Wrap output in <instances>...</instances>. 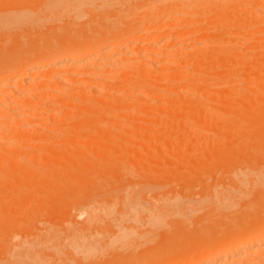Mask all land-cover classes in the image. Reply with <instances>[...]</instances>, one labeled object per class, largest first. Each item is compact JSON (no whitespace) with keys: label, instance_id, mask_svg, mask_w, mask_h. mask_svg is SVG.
Returning a JSON list of instances; mask_svg holds the SVG:
<instances>
[{"label":"rangeland","instance_id":"1","mask_svg":"<svg viewBox=\"0 0 264 264\" xmlns=\"http://www.w3.org/2000/svg\"><path fill=\"white\" fill-rule=\"evenodd\" d=\"M36 1L37 0H10V1L9 0H0V3L1 4L3 3V6H0L1 7L0 8V14H1V16L4 19L8 20V19H11V18H15L17 16H30V17L38 18L37 20H41V21H39V23H36V26L34 25L35 27L33 25H29L28 24L29 22H27V23L24 24V26H22V27H20L18 29H16L14 27L15 30H13V32L11 31V29H12L11 25H10V27H11L10 31H8L9 29L0 30V33H2V34H0V44H1V47H2V48L0 47V50H1L0 51V55H1L0 56V63H4V62H6V60L9 59V58H7V55L8 56L12 55L13 58H17L15 56V54L17 55L19 51H24V49L26 50V48H28V47H30L28 49H31V46H33L32 47L33 49H31L33 51L32 52L31 51L27 52L28 55L26 53V58H25L26 60L24 59V61H22V62L20 61V63L18 64L19 65V69L24 66L25 67L24 69H25L26 72H22L21 71V73H22L21 74L20 71H19L15 75L16 79H15V83L14 84L16 85V88L24 87V84H26V82L33 76L32 73L28 69L32 66V63L38 62V61H35L36 60L35 59L36 56L38 55L40 49H41V51L42 50L45 51V49H42V48L44 47L45 43L49 42V40L47 41V39H44L42 41V36L45 37L48 34L50 36V39H52L51 35L54 34L53 37H57V36H55V33H51V34L48 33L50 30L54 31L55 28H58L57 25L60 26L59 28H61V29H62L63 26H65L64 28L67 27V29L69 28L71 30L73 29V27L79 28V29L80 28L81 29L85 28L83 30V32L84 31L86 32L87 30L90 31L89 28L92 29V36H91V32L89 33L88 31L87 32L89 34L87 32H86V34H83V32H81V30H78L79 32L75 31V30H77L75 28H74V30H72L73 32H71V33L75 37L74 40H77L76 42H80L82 40V42H83L85 36H86V38H85V40H86L88 38L87 37L88 35L93 37L94 34L96 36L97 31H99V33H100V31L102 29L101 30H98V29H100L101 27L102 28L105 27L103 30H105L107 28L106 30L108 31L109 24H107V23H110L111 21L114 22V23H112V22L111 23H112L113 27L116 26V27H114L116 30L120 29L119 27L124 28V26H126L128 24L129 20L132 19L133 17H135L136 13H138L139 10H141L140 7H142V10H144L143 7L145 6L146 2H148V0H128V1L124 0V1H121V2H117V3L114 0H77L78 8H76V12L75 13H72L71 12V8H69L66 12H59L58 10H56L53 13H51V15H49L46 12V10H45L46 13L44 15V14H42L44 12V10H42V8H43L42 2L39 1V3H38ZM35 2H36V4H35ZM158 11H159V9H158ZM160 12H162V11L160 10ZM170 13L173 14L172 12H170ZM47 14L50 17L49 19L48 18L45 19ZM169 15H168L167 23L170 25V24H173L174 18L171 17L173 15H171V16H169ZM41 17H43L44 19H42ZM104 18L106 19L107 23H106V21H104L105 20ZM108 18L110 19V22H109ZM68 22H70V23H68ZM96 22H97V24H100L101 27H100V25L97 26ZM101 22H102V24H101ZM104 22L106 23L105 25L103 24ZM38 24H39V26H38ZM68 24H70V25H68ZM95 25L97 26V28H96ZM106 25H108V27H106ZM12 26H14V25L12 24ZM111 26L109 27L110 28L109 30L110 31L111 30L114 31L115 29L114 28L111 29ZM93 28H96V31L93 30ZM58 29H56L57 30L56 35L58 34ZM61 29H59L60 30L59 31L60 34H58V36L61 35L60 36L61 38H64V39L66 38L65 39L66 41H67L68 38H69L68 40L72 41L73 37H70L71 36L70 35L71 33L69 32L70 30L66 29L67 31H65L66 33L69 32L70 36H68V34L66 35L65 32L62 33ZM106 30H105V32H107ZM4 31L7 32V33H4ZM75 33L78 34V35L76 36ZM79 33H82V34L79 35ZM62 34H65L66 37H62V36H64ZM10 35H12V36H10ZM20 35L22 37L23 36H25V37L28 36L30 38L26 37L25 39H21ZM166 35L167 36L164 35L165 37L163 36L162 40L159 41L158 44H153L151 41L149 42V40H145V41H143L144 43H142V45L140 44V45H137V46L134 47V46H129V44L123 42V43H119V44H114L112 46V49L114 51L117 50V53L115 51L114 53L109 55V54H107V52L109 50H111V49H109L107 51H104L105 54L101 58L102 62L108 61V64L106 66V71L107 72H106L105 77L102 80V84H103L105 89H104L103 92L99 93L97 97H99L98 99H106L107 97H109V94L113 93V92L116 93V94H118V93L124 94V93H126L125 92V90H126L125 88L128 87L127 84H125V83L127 81H134V80L137 81L139 77H140L139 80H142V81H145V78L146 79L151 78L150 76H152V75L154 77L156 76V77H160V78L163 75H164V77H166V76L170 77L171 76V78L174 79L178 75H184L185 76V73L187 74V72L189 74H191L192 71H193V75H194V74H196V73H194V71L195 70L197 71V69H198L199 72L201 70V72H200L201 74L200 75H202L203 78H204V80L201 78V80H203V81H201L199 79L200 80V82L198 81L199 84L196 81V80H198V78H200V77H198L199 74L196 75L198 78H196V80H194L195 83L193 82V80H191L193 82V83H191L192 85L189 84L191 81L189 82L188 79L185 82H183V81L182 82H176L175 81L176 82L175 83V82L171 81L173 79L169 78V80L171 79L170 80L171 82L169 81L171 83L170 84L171 86L169 85L171 87V89H170L169 86H168V88L171 91H173V92H171L170 90H166L165 88L162 89L160 87L161 85L158 86L161 83V81H160L161 79L156 78V77L155 78L152 77V79H154L156 81L155 83H157V81H158V85L156 84L158 87H156V85L154 84V86H152V88H154V90L153 89L152 90L155 91V92L157 91V93H159L160 95L162 94L163 96H161V97H163V98L165 96L164 100L168 97V99L172 100L171 102H173L175 99H177V100H178V98L180 99V96L181 97L184 96V98H186V99H188V97L193 98L194 100L196 99V101H194L195 103H193V104H195L194 108H196L198 110V114H199V116H197L198 118L196 117L197 110L191 111L189 109V107L191 105L190 103H192L193 101L190 100V101H188L189 103H186L185 105L181 104V106L182 105L185 106L186 109L188 108L187 110L190 113H187V111L185 109H184L185 111H181V109H183L184 107H181V109H180V107L178 106V108L180 110L179 111L178 110L174 111V112H177L176 115L179 114L178 112L181 111L182 113L186 112L187 113L186 116H188V115H191V116H190V119H189L190 121H188L186 117H185L186 120L182 119V120H184V123H185V124L181 125L182 127H180V125H179V123L180 124L182 123V122H180L182 120H180L177 123L179 126L176 124V121H175V124H176L175 128L178 127V130H179L178 131L175 128H172L173 125H171V123L173 124V121H174V119L171 118L172 117L171 114H175V113H173L174 107H173V109H170V108H168L169 105L166 106L170 102L169 101H163V100H162L163 102L159 101L161 99L160 96L158 98H155L157 96H154V97H149L148 100L147 99L146 100L145 99L142 100L141 97H139V96L143 95V92H145V91L143 89H140L141 90L140 91V90H138V88H136V89L135 88H129L128 91H130V94H132V95H130L129 92H128L129 95H125V96H127L126 98L124 96L121 97L119 95H118L119 97H117V96L115 97L118 100V102H120V104H122V105H120V104L119 105H120L121 108L123 107L122 109H124V110H120L121 108L118 109V110L117 109L113 110L114 107H107L110 110L106 109V111H102L105 108L102 106L100 101L99 102L98 101L92 102L94 104H92V103L90 104V102H88L89 104H87L85 101H83L80 98H76L77 99V101H76L74 97H72L74 100L71 98V99H69V101H67L68 103L65 102V103H63V105H62V103L54 102L52 100H51L52 103H51V101H49L48 105L50 104V106H51V108H49L50 110L48 109V107H47V109L43 108V106H42L43 104L40 105V108L36 111L37 114L39 113L40 115L39 114L37 115L35 113L39 117L33 116L34 118H32L33 119L32 121H34L32 123L33 124L32 126L34 127V125H35V127H34L35 129H33V130L31 129L32 131L30 133H28L26 136L21 137L22 139L19 138L23 142H25V141L26 142H31L32 144H34L33 146H35V147H32V146L30 147V145H31V143H30V144H28L29 146L27 145L28 147L25 145L24 149L22 148V150L23 151L26 150L24 152H25V155L28 156V158H31V157L32 158H36L37 156L39 157L40 155L43 156L45 154L46 155L49 154L48 157L52 156V158L54 159L53 156L59 157V155L56 156V153L58 151H59V153H57V154H60V155L63 154V153L64 154L65 153L68 154V152H70L71 156L69 154L68 155L71 157V160H68L70 163L67 166V170L68 171L70 170L71 174L69 175L70 177L68 178L67 171H65L66 173H64V171H63V173L62 172L61 173L65 177H62L61 179H59V177H61V176H59L58 179H56V178H54V179L52 178L51 179L50 176H49V173H48V169L53 170V168L55 166L54 165V166H52V168L50 167L48 169H45V170H47L46 171L47 174H48L47 176L49 177V180L45 181L44 177L46 178V175L43 174L44 171L41 172L42 170H44V168H42V166H41V170L40 169H36L35 168V166L37 165L36 161H35V163L34 162L33 163L27 162V165H29V168H31L32 170H30L28 168V166L26 165V168H25L26 169V173H24V174H27V171H28L27 169H29L30 173H31V171H34V168H35V171H37L38 173L40 171L41 174L45 175L44 177L41 176V178H43V179L39 178L40 177L39 176L40 173L37 174V172L34 171V173H36L37 175H34V176L32 175V176L33 177L38 176V178H36V177L35 178H33V177L29 178L30 176L28 177V174H27V175H22V176L18 177L19 179L17 181H19V183H17L16 180H14V181H12L11 183H8V184H7V182H6V184L3 183L5 186L3 188L4 192L2 191L3 192L2 194L0 192V195H2V196H0V205H1L0 206V211H1L0 213L4 214V218L6 219L5 220L6 223H2V222H4L3 221L4 218H1L3 216L0 214V216H1L0 219L2 221V222L0 221V224L2 223L0 225V238H1L0 239V262H4L5 259L7 257H9V255L13 251L19 250L20 248L23 249V245H28L29 247L31 245L30 248L33 249L34 251L32 252V250L30 249V251H31V252L29 251L30 255L27 254L31 258L27 264H42V263H44V264H100V263L101 264H110V262H112V259H113L114 256L115 257H114L113 260H116L118 258H120V259H118V261L112 262V264H126L128 259L131 258L130 256H133V257L131 258V260H129V262L130 261H134L135 259L139 260L138 257H140V259H141V257L142 258H147L148 256L149 257L152 256V258H154V256H156V257L164 259L162 262H164V264H165V261L167 262V259L171 256V254L176 252V249L178 250V248H176L174 246L175 250H173L172 248H174V247H171L170 251L171 252L173 251L171 253L168 250L169 248H167V246L165 247V245L162 244L163 241H164V244H165V241H166L165 239L169 236V233L172 234L175 237L174 239H176V240L179 239V237H182V235H181L182 232H180L182 226L180 227V229L177 228L180 224L183 225V228L184 227L185 228L188 227L186 229H189V228H191L189 226L192 225V223L194 221L195 222L197 221L196 223H198L199 220L200 221L203 220L201 218L199 219L198 217L199 216L200 217H203V216L206 217L205 216V211L206 210L202 209V208H207V207H204L206 204L204 205L203 204L204 202H203L202 203L203 207L201 205L199 206V207H202V208L200 209L201 211L200 210H199V212L197 211L198 213H196V210H198V209H193V211L195 210V213L193 211L192 212L190 211L191 215L193 213V215L191 217L193 218V216H194V218H196V219H194V221L191 222V220H193V219H191L190 222H188L185 219V222H187V224H186L184 222V220L182 221L180 218H178L176 216L175 217L171 216L172 218L170 216H168V218H166V221L164 220V222L161 223V226H160V224H157V228L158 229L155 227L156 226L155 224L147 221V219L145 218L146 217V213L142 212V210L146 211L148 209H151V207L158 206L160 204V202H162L163 200H164V202L165 201L166 202L167 201L170 202V201L173 200L174 197L175 198H179L181 200H188V201L190 200V202L193 200L195 205L196 204L199 205V203L201 204V202H202L201 200L204 198L205 195H210L212 192H215V190H218L220 188L225 191L226 189L230 188L232 185H235L234 182H232L234 176H235V178H237L239 176L245 175L246 171H248L247 169L253 168V169H255V171L258 170L257 172H259V170H260V173L264 172V159H263V157H264V149H263L264 146L262 148V145H264V138H262L264 136V129H261L263 132H261L260 129H259L260 131L257 129L259 131L258 132V137L255 135L257 130L253 129L255 131V133L253 132L254 135L252 134L253 136H251V138H249L250 137V133L253 131V130L251 131V129H244V130L239 131L238 134H241L240 136H237V132L234 129H233L234 130L233 133H231V131H232L231 129H227V131L229 133H231L230 137L229 136L226 137V135H229L228 133H226V127H224V131L220 130L223 127V121H222L221 117L218 118V116L219 115H221V116L224 115V113L221 111V109L226 108V107L231 105V104L230 105L228 104V106H227V104H226V103H229L228 101H230V99H231V101H230L231 103L233 101H236L234 99L232 100V98H230V97H234L233 95L236 96V94L238 92L239 93L240 92L241 93L242 92L246 93V90H247V93L249 92V89L247 87L248 83L246 82L245 79L240 78L239 79V81H240L239 85L236 86V87L232 86L229 83V74L228 75L226 74L227 72H229V69L226 70L228 68L227 66L229 64L227 62V60H229V61L232 60L231 62L234 63L236 60L235 61H233V60H234V58L236 59V57L232 56L231 55L232 53H229L230 55L228 54V56H226L228 58L224 59V57H223L224 54H223V55H221V57H223V58L221 60L220 59L217 60L218 63L213 61L217 65H215V64L212 65V61L209 62L208 59H207L208 61L205 59V58H208V56H206V57H202L201 56V55L204 54L203 51L200 50L203 53L202 54L200 53V55H197L199 53V49H197L196 46L192 45V47L190 48V52H188V54L185 55L183 53V51L180 50L182 44L180 45L179 39H176L177 38L176 37L175 40H177V41H175L174 38H173L174 35H170V34H166ZM168 35H169V37H168ZM189 36H192V31H190ZM35 37H39L41 39H39V38L37 39ZM230 37L231 36H229V40L232 37H234V36H232L231 38ZM235 37L238 38L237 36H235ZM262 37H264V36H262ZM61 38L57 39V40L58 41H62ZM70 38H72V39H70ZM203 38H204V35H200L197 38L198 40L196 39V41L202 42V40H204ZM17 39H18V42H19V47H18V42H16ZM26 39H28V41H26ZM32 39H34V41H36V43L34 41H32ZM48 39H49V37H48ZM10 40H15V42L17 43L16 44L13 41L10 43V44H14V46L12 47L13 48L12 50L14 51V53H15L16 50H18V51H16L17 53H15V54H13V52L10 50L11 45L8 43V42H10ZM30 40L33 43H31ZM40 40H41L42 43L45 42V41H47V42H45L42 45L41 42H39ZM57 40L55 39V41H53V39H52V41L50 40V44L47 43V44H49V46H52V47H49L47 44H45V45L48 46V47L45 46L48 51H49V48L53 49L54 46L56 48L60 47L59 44L63 42L62 43V45H63L64 42H65V40H64V41L59 43ZM22 42H23V44H22ZM177 42H179V43H177ZM57 43H59V44H57ZM249 43L251 44L250 41H249ZM252 43H253L254 47H255L254 43L255 44H259L257 39H253ZM260 43H261V41H260ZM4 44H5V46H4ZM7 44H8V46L10 45L9 46L10 47L9 48L10 51L9 50L8 51H9V53L12 52V54H9L7 52L8 54H5V56H6L5 57L4 54H2V53H4L5 52L4 49L6 47H8ZM20 44H22V45H20ZM29 44H31V45H29ZM33 44H35V46ZM196 44H198V43H196ZM202 44L204 45V42H202ZM205 44H206V42H205ZM212 44L214 45L215 43H212ZM15 45H16V48H14ZM56 45H58V46H56ZM25 46H26V48H25ZM251 46L252 45L248 44V47H251ZM256 47H258V46H256ZM194 49H196V50H194ZM234 50H236V51L238 50L240 52V50L236 49V48L231 50V52H234ZM46 51H45V53H46ZM163 51H166V52L169 51L167 62H165V61H164L165 63H162L161 61H160L161 63H159V61L158 62L154 61L153 63H148L147 62V61H149V62L153 61L152 57L156 56L157 53H161ZM220 51L222 52V50H220ZM236 51L234 53H239L238 51L237 52ZM170 52H171V55H169ZM250 52H248V54H246L245 57L247 55H248L247 57L251 56L254 51L252 50V54L251 55L249 54ZM34 54H36V55H34ZM90 54H93V53H90ZM225 54H226V52H225ZM138 55H140V58H142V59L138 58L136 60H132L135 57H137ZM164 55H167V53L164 54ZM189 56H190L192 61H194L193 59L198 58L197 56H199V58L202 57L203 58L202 60H206V61H204L202 64L197 63L196 61H195L196 63L195 62L193 63L190 59L187 60V58ZM230 56H232L233 59H231ZM247 57H246V59L249 60ZM50 59L51 58L49 56H45L43 58V60H45V63H46V61L48 63H47V66L45 68V74L42 76V79L44 81H46L47 84H52L50 86H56V83H55V85H53L54 84V83H52L53 80L51 81L50 77L52 76L54 79H56V78L58 79V78L63 77L66 74H64V72H60V71H57L54 68H51V63L53 62V60L52 59L50 60ZM222 60L223 61L226 60V61H224V63L227 62L226 63L227 65L226 64L224 65L225 67L222 65V64H224L223 62H221ZM186 61H188V62L191 61L192 64L189 62L191 65L190 66L188 65L189 66L188 67L186 65ZM219 61L221 63H219ZM243 61H244V59H243ZM99 63L100 62H98L97 60L91 59V61H90V63L88 65H86L84 67L81 66V67H78V68H73V69H70L68 71H70L71 74H74V72H77V73L79 72V73H82L84 75V72L86 70L91 71V72L94 71L95 70L94 67L96 66V64H99ZM166 63L168 64L167 66L164 65ZM198 64H200V66ZM248 65H250V64L248 63ZM137 66H141V67L143 66L144 70L141 69V71H139L140 69L138 70L136 68ZM209 66L213 67L212 68L213 71H212V69H208V68H211ZM214 66H219V67L217 68V67H214ZM249 67H251V66H249ZM215 68H216V70H214ZM136 69L139 72H137ZM246 69H248V68H246ZM208 70L210 71V74L207 73ZM250 70H249V72H250ZM199 72H197V73H199ZM203 73L207 74V75H204ZM164 77H162V78H164ZM192 77H195V76H192ZM186 78L187 77L185 76V79ZM93 79L94 80H91V81L89 80L88 82H92L93 84L97 83L98 79L97 78H93ZM169 82L167 81L166 85H168ZM186 82H189V83H186ZM207 82L209 84H207ZM211 82L213 83V86L210 87L211 88L210 90L212 91V92L210 91V93H212L211 95H213L212 97H210L211 95L210 96L207 95L208 97L205 98L206 96L203 97V95H205V94L201 95L202 94V93L200 94L201 91L198 90L197 92H195L196 90L193 89L194 85L196 86L195 89L196 88L199 89V87H201L202 84H204V85L207 84V86L209 87V85L212 84ZM47 84L43 85V87L40 86V87H42V89L40 88L41 91H43L44 93H46V92H48L49 90L52 89V88L50 89L49 87H47ZM196 84H198V85H196ZM197 86H199V87H197ZM46 87L49 90H47ZM155 88H156V90H155ZM204 88H206V87L204 86ZM7 90L9 92V89H7ZM7 90L5 91L6 93H7ZM39 90L36 91V93H35L36 96H38V94L39 95L42 94V92L39 91ZM200 90H201V88H200ZM205 91L207 92L206 89L203 90V92H205ZM37 92H39V93H37ZM141 92H142V94H141ZM228 94H230L231 96L230 95L228 96ZM35 95H34V97H35ZM186 95L188 97H186ZM216 95H217V97L219 95H221L220 96L221 98H222V96H224L226 98L224 99V97H223V99L221 101H220L221 98H219V100L218 99L216 100L215 99ZM239 95H242V94H239ZM170 96H171V98H169ZM237 96H236V98H237ZM213 97H214V99L217 102L212 103L214 101V99H212ZM227 97H229L230 99L228 98L229 99L228 100ZM31 98H32V100L31 99L30 100L34 101L33 100L34 98L33 97H31ZM115 98H114V101L118 105V103L116 102ZM157 99H159V100H157ZM182 99L183 98H181V100ZM226 99H227V101H225ZM80 100L83 103L85 102L87 105H85V107H82L83 104H81ZM182 101H184V100H182ZM223 101H224V103H221ZM74 103H76V104H74ZM95 103L96 104L99 103L103 107L102 108V107H100V105H98L99 108H102V110H99L97 108L98 113H101L99 115L97 114V112L94 113V111H96V109L95 110L91 109L93 111L92 112L93 114L89 113L90 112L89 109H90L91 106H92V108H95V106L93 107V105H95ZM174 103H175V101H174ZM205 103H207V104H205ZM175 104H171V105L173 106ZM177 104H179V103L177 102ZM222 104H224V105H222ZM233 104H234V102H233ZM53 105H55V107ZM57 105H59L61 107L64 106V107L62 109H59L60 107L59 106L56 107ZM78 105L81 106L80 108L82 109V111H85L86 115L82 111H79L81 109L79 107H77ZM208 105H210V106H208ZM225 105H226V107H225ZM69 107H73L74 110L72 111L71 108L69 109ZM88 107H89V109H88L89 112L86 111ZM96 107H97V105H96ZM162 107L164 108V110L166 109L165 107L168 108L167 110H165V112L167 111V113H165L167 116L165 114H162L163 112L159 113L160 110H163V109H161ZM84 108H86V110H84ZM131 108H136L135 110L134 109L132 110V111H136V112L138 111L137 113H135L136 115L131 113L132 112L130 110ZM191 108L193 109V107H191ZM43 109L47 110V112L44 111L45 112L44 113ZM67 109H69V110H67ZM232 109H233V107H232ZM200 110H202V111H200ZM207 110H209V111L211 110L212 112L208 113ZM169 111L172 112V113L170 114ZM206 111H207V114H206ZM216 111H218V113ZM48 112H49L50 116H49V114H47ZM59 112L60 113L62 112L63 114L60 115ZM64 113L66 115L69 114V115H67L68 117L65 116L68 119L69 124H65L62 121L63 119L60 118V116L64 117L63 116V115H65ZM200 113H201L202 116L200 115ZM213 113H215L217 115H215ZM57 114H59V116ZM157 114L158 115L162 114V115L166 116L167 118H169L171 116L170 117L171 118V123L170 122H168V123L172 127L168 126V130L166 132L167 135H166L165 132L164 133H165L166 136L164 135V133L162 135L160 133V136L162 138H163V135H164L165 143H167V144L169 143L168 145L166 144V146H164L165 145L164 141H163V143H164V145H163V143L161 141L162 138L159 136L160 137V139H159L158 135L156 137V134H151L152 137H151V135H149V139H148V135L144 136V137L141 136L142 132L145 133L147 131V129H151L150 126H152L154 124V122L155 123L158 122V120L160 119V116H162V115L158 116ZM131 115L132 116L134 115L135 117H132ZM203 115H205V116H203ZM164 116H162L161 119ZM181 116H182V114H181ZM194 116L198 120L196 118L194 119L193 118ZM48 117H50V118H48ZM175 117H177V116H175ZM182 117H184V116H182ZM212 117L214 119H212ZM216 117L218 118V120H217ZM44 118L49 119V120H47L48 123H46V125L44 124V121H43ZM177 118H179V117H177ZM96 119H98V120L96 121ZM70 120H72V121H70ZM167 120L168 119H166L165 121L167 122ZM177 121H178V119H177ZM185 121L188 122V123H186ZM61 122H62L63 125L61 124ZM225 122H226V120H225ZM168 123H166V124L168 125ZM220 123H222V124H220ZM86 124L87 125L90 124L88 126L89 129L87 128ZM64 125L65 126L68 125V127L70 126V129L72 128V130H70L69 128H68L69 130L66 129L67 131H69V132H67V134H62V132H60V130L63 128ZM159 125L163 126L162 122H161V124L159 123ZM164 125H165V123H164ZM225 125H227V124L224 123V126ZM116 126L119 127L120 129L117 128ZM120 126L122 128L125 126V128H123L124 131H123V129H121ZM154 126H157V125L154 124ZM154 126H152V128ZM83 127L87 128V129H85ZM113 127L116 128V129H113ZM215 127L217 128V130L215 129ZM59 128H61V129H59ZM144 128H146L145 132L143 130H141L142 132L139 130V129H144ZM164 129H166V128H164ZM194 129H196V130H194ZM55 130H56L57 133H55ZM171 130L178 131V132L175 133V135H169L168 131H171ZM245 130L247 132H245ZM173 131H171L170 134H173L174 133ZM214 131H216V132H214ZM243 131L245 132V134L248 133V135L245 136L247 139L249 138L247 140L248 142L246 141L245 137L243 136V133H244ZM58 132H60L61 134L58 133ZM31 133H33V134H31ZM261 133H263V134H261ZM70 134H72V135H70ZM192 134H193V136H192ZM259 134H261V135H259ZM65 135H67V137H65ZM55 136H58V138L56 139ZM61 136H63L64 138L62 137L63 139H61ZM172 136L173 137L175 136L174 137L175 139H173V141L177 140L176 143H175V141H174V143L172 142V138H173ZM242 136L244 137L246 143L244 142V139L241 138ZM232 137H234L233 139L236 142L240 138L239 139L240 141H238V143H236L237 146L239 144V146H238V148H236V150L240 151L239 147L240 148L241 147L244 148L246 151H244V149L241 148V150H243V152L242 151L241 152L238 151V152L241 155L244 154V158L246 157V155L249 154L250 158L249 157L248 158L246 157L245 159L244 158H240V157H243V156L239 157V155H238L239 153L235 149H234V152H237L238 154L237 153L235 154L233 152V148H231V147H234L236 144H234V146H233V144H232V146H228L229 143L231 145L230 141L233 140ZM253 137L254 138L256 137V138L254 139ZM12 138H13V140L16 139L15 141L19 140L18 137L14 136V135L12 136ZM156 138H158L160 141L156 140ZM166 138H169V139H166ZM261 138H262V140H261ZM230 139H232V140H230ZM241 139H243V140H241ZM54 140H56V142L58 141L62 146H60V144H59L60 147L57 146L56 148H54L55 144H58V143H55ZM133 140H135V141H133ZM162 140H164V139H162ZM167 140H171V141L167 142ZM184 140H185V142H184ZM188 140H190V141H188ZM193 140L195 142L194 144H193ZM253 140H256V141H253ZM157 141L162 143V145L164 146L163 150H161V149L157 150L156 149L157 148V144L159 143V142L157 143ZM210 141L213 144L212 143L210 144ZM234 141H232V143H234ZM252 141L254 143H252ZM257 141H258V143H260V146L257 145V143H256V145L258 147H256V145H255V142H257ZM259 141H261V142H259ZM50 142H51V144H48V145H50V147H48V145H47L46 149L39 147V145L42 144V143L46 144V143H50ZM94 142L100 143V144L97 143L100 146L102 144L110 145V146H112L111 147L112 150L111 149L108 150V149L101 148L98 145L95 147V146H93ZM170 142H172V143H170ZM226 142L228 144H226ZM52 143L53 144L55 143L54 146H52ZM120 143H122V145H120ZM216 143H217V145L219 144L218 148H217V145H215ZM240 143H242V145L243 144H245V145L241 146ZM251 143H252V145H251ZM24 144H22V145H24ZM139 144H141V145L144 144V146H142V148H141V146ZM246 144H247V147H246ZM113 146H115V147H113ZM25 147H26V149H25ZM119 147H120V151H119ZM250 147L251 148H255L256 147V148L253 150ZM93 148H94V150H93ZM99 148H101V149H99ZM52 149L53 150L57 149V152H55V154H54L53 153L54 151H52ZM103 149L109 151V153L111 154V155L109 154L110 156L108 155L109 159L111 160V158H112L115 161L114 162L115 164H113L112 161L109 162L108 161L109 159L106 160V156L107 155L104 156L103 154L104 153H108V151L107 152L106 151L103 152L104 151ZM113 149L114 150L115 149L118 150V151H116V150L115 151L117 153H119V155L118 154L116 155V152L113 151ZM71 150H73V151H71ZM101 150H103V151H101ZM110 150L112 151V153L110 152ZM143 150L145 151V153L143 152ZM98 151L99 152L101 151V154ZM123 152H125V153H123ZM156 152H157V154H156L157 157H155V155H154ZM249 152H251L252 154L249 153ZM228 153H231V156H232V158L230 159L231 161L234 160L233 157L235 155L236 156L238 155L237 157L235 156V159L236 158H238V159L240 158L239 162L242 163V164H239V162L236 163V161H238V159H236V161L235 160L232 161V164L229 163L230 161L228 160V158H230V156L228 157ZM64 154L62 156H64ZM98 154L101 155V156H99ZM121 154H124L125 157L123 155L121 156ZM221 154L223 156L226 155L227 159L225 158V156H224V158H221V157H223ZM257 154L258 155L260 154L259 155L260 157L257 156ZM115 155H116V157H115ZM135 155L137 156V158L133 157ZM182 155H183V157L184 156L185 157L183 158ZM91 156H94V157H97V156L102 157L103 156V160L101 162L106 160V161H104L106 166L104 164V166H102V167H103V169L106 168V170L104 169L105 170L104 171L102 169V167H101L102 163L99 162L100 161L99 158L97 159V158L93 157V159H92ZM128 156H130V157H128ZM64 157H66V156H64ZM118 157H121V158L124 157V158H122L123 161H122L121 158H119L121 160L116 159ZM188 157H189V159H186ZM68 158L69 157L67 156L66 160ZM131 158L134 159V160H132ZM152 158L155 159V160L153 161ZM162 158H163V160H162ZM63 159L59 158V160H63ZM91 159L92 160L97 159L95 163H96V165L100 164L99 165V167L101 168L100 171H99L100 168L98 169L96 166H92L94 163H91L92 162ZM141 159H143V160H141ZM183 159H186V160L182 161ZM243 159L245 161H247L246 159H251V160L247 161V164H246V162H244L245 163L244 164L243 163ZM88 160H89V162H88ZM117 160L119 162H117ZM165 160H166L167 163L165 162ZM188 160H189V162H188ZM190 160H191V163H190ZM241 160H242V162H241ZM107 161H108V163H107ZM134 161H136V163ZM252 161H253V164H255V165H251ZM37 162H39V161H37ZM67 162H64V164H66ZM97 162H98V164H97ZM124 162H130V163H132V166H130L131 164H129V163H128V165H125V164H123ZM248 162H250L249 163L250 167L247 168ZM110 163H112L113 165H111ZM158 163H159L160 167L158 166ZM228 163L230 165H233V164L235 165L236 164L237 166L236 165L235 166L233 165V167L229 166L230 169L229 168L227 169V167L229 165ZM33 164H36V165L34 166ZM39 164L40 163H38V165ZM119 164L123 165V167L120 168L121 166ZM169 164H171L172 166L169 165ZM133 165L135 166V168H134ZM56 166H55V168H58V166L60 168V165H58L57 167ZM113 166H114V168H113ZM124 166L125 167L127 166L128 168L126 167V169H125ZM142 166H143V168H142ZM62 167H64L62 169H66L64 165H62ZM203 167H204V169H203ZM55 168H54V170H55ZM69 168H71V169H69ZM96 168L98 170H96ZM119 168L121 170H119ZM131 168H132V170H131ZM62 169H59V171L62 170ZM201 169H203V170H201ZM114 170H115V172H114ZM116 170H117V172H120V173H117ZM144 170L147 171V172H145ZM174 170H177V171H174ZM204 170H205V172H207V170H208V172H207L208 174L205 173V175H204ZM56 171H58V169H56ZM101 171H103V172H101ZM125 171H127L129 175L127 174V172L125 173ZM156 171H158V172H156ZM169 171H171V172H169ZM78 172H81L82 174L78 173ZM87 172H89L88 179H87ZM159 172H161V173L158 174ZM257 172H255V173H257ZM96 173L97 174L99 173L100 177H99V174L97 175ZM141 173H144V175H141ZM64 174H67V175H64ZM77 174L79 176H76ZM73 175L75 176L74 178H73ZM102 175L103 176L105 175V176L103 177ZM136 175H137V177H136ZM145 175H148V176L150 175V177L147 178ZM151 175H153V176L155 175V177H154L155 179L163 180V182H165V183H163L162 181L160 182V180L159 181L154 180V178H152ZM157 175H160V176H158L159 178L157 177ZM167 175H169L168 176L169 179H168ZM101 176L103 178H101ZM106 176H107V178H106ZM138 176L140 177V179H138ZM142 176L144 178H142ZM170 176H172V177H170ZM83 177H84V179H83ZM160 177H162V178H160ZM91 178H92V180H91ZM146 178H147V180H144V181L141 180V179H146ZM173 178H175V179H173ZM67 179H69L72 183L69 180H67ZM149 179H150V182H149ZM88 180H90L91 183ZM131 180H134V181H131ZM49 181H51V182H49ZM67 182H70V183H67ZM81 182H82V184H81ZM135 182H138L140 186H138V183H135ZM140 183H142V184H140ZM47 184H48V187H47ZM56 184H57V186L54 187ZM133 184H136L137 186L136 185L134 186ZM153 184H154V186H155V184L158 185L157 188L155 187V189H154V187L152 186ZM160 184H161V186H160ZM74 185H76V186H74ZM214 185L216 187H214ZM38 186L40 187V189H39ZM58 186H59V188H58ZM147 186L148 187L151 186V188H147ZM253 186H255V184L252 183L251 180H250V181L246 182V185L244 187L243 186L241 187V189H242L241 192L244 191V193H245V191H247V190L250 191V188L253 187ZM2 187L3 186H1V188ZM52 187H54V188H52ZM66 187L67 188L69 187V189H67ZM135 187H136L137 191L135 190ZM139 187H141V190H140ZM232 187H234V186H232ZM235 187H237V186L235 185ZM235 187L232 188V189L234 190ZM258 187L257 188L254 187V188L258 189ZM45 188H46V190H45ZM74 188H76V189H74ZM129 188L133 189V191L135 192V193H133L134 195L132 194V190L131 189L129 190ZM238 188L235 189V191L237 190L236 191L237 192L236 195L237 196H239V195L243 196L244 193H241L239 191L240 189L238 190ZM259 188L261 189V186ZM13 189H14V191H12ZM31 189H33L34 191L31 190ZM50 190H54L55 193H53L54 191H52V193H51L52 195H51L50 194V192H51ZM56 190L57 191H61V192H56ZM73 190H75V191H73ZM152 190H154V191H152ZM20 191H21V193H20ZM31 191H32V193H31ZM209 191L210 192L212 191V192L209 193ZM34 192H35V194H34ZM43 192H44V194L45 193L46 194L44 195ZM141 192L143 193V195H142ZM239 192H240V194H239ZM253 192H254V190L253 191L251 190V194ZM256 192H257V190H256ZM260 192L264 196V193L262 191H260ZM17 193H18V196H17ZM26 193H28V194L26 195ZM71 193H73V194H71ZM128 193H130V194H128ZM14 194H16V197H14L15 196ZM20 194L22 196H24V197H21ZM48 194H50V195H48ZM246 194H249V192L248 193L246 192ZM261 194L258 195V193H257L256 196H258L259 198H257V197L253 198L252 196L254 194L253 195H248L249 197L250 196L252 197V199H251V197H250V199H247L248 201L245 199V196H244V198L240 196L241 200H242V198H243V200L244 199L246 200V203H243V202H241V200L238 199L242 203V205L240 204V206H238L237 201H236V204H237L236 207L244 206L243 204H245V206L243 208L241 207V209L240 208L239 209L235 208V209H237L236 211H235V209L231 210V211H234V213H232L230 210L229 211L231 213L227 211L231 215H229L227 213L228 214V216H227V214H225L226 212L225 213L222 212V213H224L225 216L224 215H223L224 217L220 216L221 219H220V217L209 218V220L207 218H204L203 221H206V222L210 221V222L209 223L208 222L205 223V222L202 221L201 223L199 222V224L195 223L196 225L195 224L194 225L196 226V228H194L195 226L193 228L194 229L199 228L198 229L199 230L198 234H202V236H203V237L200 238V236H198V234L196 233L197 234L196 236H198V238L200 240L202 239L201 240L202 242L201 241L199 242V240L197 241V239L194 238L198 242V244L200 243L199 246L201 245V243L205 244L207 242L206 240L210 239L208 236L212 235L214 233L213 231H215V232L218 231V226H219L220 223L219 222L216 223V221H221V220L226 221L225 225H227V227H230L229 225H231L232 226L231 229L234 228V230H235V229L238 228V230H239L240 228L245 227V225H248L250 222H252V220L254 219L253 216L256 215V217H257L259 215V217H262V216L264 217V210H263L264 208H262V207H264V204H263L264 203V199L260 200ZM28 196H31V197H28ZM246 197H247V195H246ZM249 197H247V198H249ZM129 198H130V200H129ZM20 200H22V201H20ZM44 200H45V202H43ZM24 201L27 202V204ZM13 202H14V205H17V206H14ZM46 202H47V204H46ZM127 202H129V203H127ZM133 202H134V204H133ZM261 202H263V203H261ZM5 203H6V205H5ZM20 203H22V204H20ZM194 203H192V204H194ZM258 203L259 204L261 203L263 205L260 204L261 205L260 206ZM126 204H127V206L125 207ZM257 204H258V207H256ZM3 205L5 207H3ZM8 205L11 208L12 207L13 208L12 209L9 208ZM43 205H44V207H43ZM137 205H139V206H137ZM14 207H16V209ZM135 207L138 210V216H137L138 220L137 221H134L131 218L132 216H135V212L137 211V210H134ZM254 207L257 208V212H256V208H254ZM2 208H3V210H2ZM123 208H124V210H123ZM249 208L250 209L252 208V209L250 210ZM260 208H262V210H260ZM211 212L212 211L210 210V214L211 215H208L209 217H213ZM208 213H209V211L206 212V214H208ZM257 213H259V214H257ZM260 214L262 216H260ZM246 216L248 218L250 216V219L247 220L248 218ZM19 217H21V219H23L24 221L19 219ZM191 217H188V218H191ZM240 218H243L244 220L240 219ZM178 219L181 222L178 221ZM210 219H212V220H210ZM234 219L237 220V221H234ZM130 220H131V222H130ZM7 221H8V223H7ZM144 221H146V222L144 223ZM248 221H250V222H248ZM227 222H229V223H227ZM188 223H190L189 226H188ZM204 223L207 226L209 225L208 228L206 226V229H207L208 232L206 230H204V228L202 229V227L205 226ZM5 224H7V225H5ZM152 224L154 226H152ZM200 224H202V225H200ZM158 225L160 227H158ZM174 227H176V228H174ZM173 228L175 229V231L173 230ZM183 228H182V231L183 232H185V231L187 232V230L183 229ZM210 228H212L214 230L212 231ZM194 229H193V231H194ZM200 229H201V231H200ZM228 229L230 230V228H228ZM228 229H225L226 232L228 231ZM198 230H195V231H198ZM191 231L192 230L189 229V232L187 234H189ZM203 231H205V232H203ZM201 232H203V233H201ZM123 233L124 234L128 233L131 237L127 236V238L126 237L125 238H119V236H120L119 234L123 235ZM192 233L194 234V232H192ZM208 234H210V235H208ZM73 235H80V236H83V237H87L86 241H87L88 246L92 244V247L93 248L96 247V250L92 249L89 252L88 255L87 254L86 255H83V254H72V252L70 251V249L68 247V243L72 239ZM143 235H144V239L148 238V239L145 240L146 243H144V239L142 240ZM204 235H206V238H205ZM186 236L189 237L188 235L185 234L184 238H186ZM170 238H171V236H170ZM121 239L124 240L123 241V246H122V240ZM241 239L243 241H245V237L243 235L241 236ZM195 240L192 239L191 240L192 242H191L188 239V244L189 243L192 244V247H193V241L195 243H197ZM180 241L183 242L182 244L185 243V245L187 243L186 240H185V242H184V240H180ZM14 242H15V244H14ZM137 243L139 245H137ZM16 244H18V246L20 248H18V246ZM108 245L111 246L110 249H109ZM124 245H127V246H124ZM161 245H163L164 247L162 246V248H161ZM149 247H150V249H148ZM194 247H196V244H195ZM188 248H189V246L186 249L188 250ZM11 249H12V251H10ZM6 250H8L9 252L6 251ZM117 253H118V255H117ZM196 253H198V252H195L196 256L201 255L200 252H199V254H196ZM5 254H8V255H6V258L4 259ZM142 255H144V256H142ZM124 258H126L127 261ZM133 258H135V259H133Z\"/></svg>","mask_w":264,"mask_h":264},{"label":"bare ground","instance_id":"2","mask_svg":"<svg viewBox=\"0 0 264 264\" xmlns=\"http://www.w3.org/2000/svg\"><path fill=\"white\" fill-rule=\"evenodd\" d=\"M10 1V0H9ZM39 1H41L42 2V4H43V8H42V10H44V12L42 13V14H44L45 15V13L47 12L49 15H51V13H53L54 11H56V10H58L59 12H66L69 8H71V12L72 13H75L76 12V8H78V3H77V0H37L36 2H38L39 3ZM114 1H116V3L117 2H121V1H124V0H114ZM125 1H128V0H125ZM4 2V1H3ZM36 2H35V4H36ZM44 2V3H43ZM1 4V3H0ZM5 4V3H4ZM0 6H3V3L0 5ZM1 8V7H0ZM140 9L141 10H139V12L138 13H136V16L135 17H133L132 19H130L129 20V22H128V24L126 25V26H124V28H121V27H119L120 29H115L114 27H116V26H114L113 27V25H112V23H114L113 21H111L110 22V19H109V22L110 23H107V21H106V19L104 20V21H106V23L107 24H109V27L111 26V29H115L114 31H110L109 29V27H108V25H106V27H108V31L107 32H105V30H103L104 28H102L101 27V25L100 24H97V22H96V24H97V26L98 25H100V29H98V30H101L100 31V33H99V31H97V34H96V36H95V34L93 35V37H91L92 36V29H90L89 28V30L90 31H88L89 33L91 32V36L90 35H88L87 37V39L85 40V38H86V36L84 37V41L82 42V40L80 41V42H76L77 40H74V36L72 35V33L71 32H73L72 30H74V28L75 27H73V29L71 30V29H69L70 31V35H69V32H65V31H67L68 29H67V27L66 28H64L65 26H63L62 27V29L61 28H59L60 26H58L57 25V27L59 28V29H61V32L63 33V32H65V34L67 35L68 34V36H70V37H73V40L71 41V40H68L67 39V41L64 39V38H61L60 36L61 35H59L58 36V34H60L59 33V29L58 28H55V32L54 31H49L48 33L49 34H51V33H55V36H57V37H53L54 36V34L53 35H51L52 37V39H53V41H55V39L57 40V39H62V41H64L65 40V42H64V44L62 45V41H58L59 43L60 42H62V43H57V44H59V46L60 47H53V49H51V48H49V51L47 50V48L46 47H48L49 46V44H50V40L52 41V39H50V36L48 35H46L45 37H43L42 36V41L44 40V39H47V41L49 40V42H47V41H45V42H47V43H49V44H47V43H45V42H41V40L39 41V42H41V44L43 45L44 43L45 44H47V45H45L44 44V47L42 48V49H45V51H46V53H45V51H41V49H40V51H39V53H38V55L36 56V60L35 61H38V62H35V63H32V66L28 69L31 73H32V77L26 82V84H24V87H22V88H16V85L14 84L15 83V75L17 74V72H19L20 71V73H21V71L22 72H26L25 71V67L23 66V67H21L20 69H19V63H20V61L22 62V61H24V59L26 58V53L27 52H32L33 50H31V49H33L32 47L33 46H31V49H28V48H30V47H28V48H26V46H25V48H26V50L24 49V51H19L18 52V54L16 55L15 53H17L16 51H18V50H16L15 51V53H14V51L12 50L13 48V46H14V44H10L12 41L13 42H15V40H10V42H8L10 45H11V48L8 46V44H7V46L8 47H4L5 46V44H4V50H5V52L4 53H2V54H4V56H5V54H8L9 53V51L11 50L12 52H13V54H15V56L17 57V58H13L12 57V55H10V56H8L7 55V58H9L8 60H6V62H4V63H0V192H1V194L4 192V190H3V188H4V184L3 183H5L6 184V182H7V184L8 183H11L12 181H14V180H18L19 178L18 177H20V176H22V175H27L28 174V177L29 178H32L34 175H37V174H39L40 173V171H39V173L37 172V171H35V168L36 169H40L41 170V166H42V168H44V170H42L41 172H43L44 171V173L43 174H45L46 175V178L44 177L45 175H43V174H39V178H41V176H43L44 177V179H45V181L46 180H49V177L47 176L48 174H47V170H45V169H48V168H52V166H58V165H60V168H59V166H58V168H55V166H54V168H55V170H54V168H53V170H51V169H48V173H49V176H50V178L52 179H54V178H56V179H58V177L59 176H61V177H59V179H61L62 177H65V176H63L62 175V173H63V171H64V173H66L65 171H67V173H68V175L67 174H64V175H67L68 176V178L70 177L69 175L71 174L70 172V170L68 171L67 170V166L69 165V161L68 160H71V155H70V152H68V154L70 155H68V154H64V156H66V157H64V156H62L63 154H57V153H59V151L57 152V149H52V151H54L53 153L55 154V152H57L56 153V156H58L59 155V157H55V156H53L54 157V159L52 158V156L51 157H48V155L49 154H45V155H40L39 157L37 156L36 158H28V156L27 155H25V152L24 151H26V150H22V148L24 149V146L26 145H28V144H30L31 142H23L22 140H20V139H22L21 137H23V136H26L28 133H30L33 129H35L34 127H35V125H34V127L32 126L33 124V122L34 121H32L33 119L32 118H34L33 116H37L38 114H37V110L40 108V105H42L43 106V108H45V109H47V107H48V109L49 108H51V106H50V104L48 105V102L49 101H54V102H58V103H62V105H63V103H65V102H67V101H69V99H71L72 97H74L75 98V100L77 101V99L76 98H80V99H82L83 101H85L87 104H89L88 102H90V104L92 103V102H94V101H100L101 102V104H102V106L105 108L104 110H102V106L98 103V104H96L95 103V105H93V107L95 106V108H92V106L90 107V109H89V107L87 108V110H86V108H84V110H86V111H88V109H89V113L91 114L93 111V109L95 110L96 109V111H94V113H96L97 112V114L99 115V114H101V113H98V110H97V108L99 109V110H102V111H106V109L108 110L109 108H107V107H114L113 108V110L114 109H120L121 107H120V105H122V104H120V102H118V100L115 98L116 96L117 97H119V96H121V97H127V96H125V95H129L130 94V91H128L129 90V88H138V90H140V89H143L145 92H143V95H141V96H139V97H141V99L142 100H148L149 99V97H154V96H157V97H155V98H158L159 96L161 97V96H163L162 94L160 95L159 93H157V91L155 92V91H153L154 90V88H152V86H154V84L156 85H158V81H157V83H155L156 81L154 80V79H152V77H154L153 75L152 76H150L151 78H148V79H146L145 78V81H142V80H139V78H138V80L137 81H125L126 83L125 84H127V88H125L126 90H125V92L126 93H124V94H120V93H118V94H116V93H110L109 94V97H107L106 99H98L99 97H97L98 96V94L99 93H101V92H103L104 91V86H103V84H102V80H103V78L105 77V75H106V66H107V64H108V61H104V62H102V57L104 56V51H107V50H109V49H111V50H109L108 52H107V54H109V55H111L112 53H114L115 51H116V53H117V50H113L112 49V46L114 45V44H119V43H127V44H129V46H137V45H142V43H144L143 41H145V40H149V42L151 41L153 44H158L159 43V41H161L162 40V38H163V36L165 35V36H167L166 34H170V35H174V40H175V38L176 39H179V42H180V45L182 44V46H181V51H183V53L186 55V54H188V52H190V48L192 47V45L193 46H196V48L197 49H199V53L197 54V55H200V53L202 54L203 52H204V56L203 55H201L202 57H206V56H208V58H205L206 60L208 59L209 60V62L210 61H212V65H214L215 63L214 62H216V63H218V59H222L223 57H224V59H227L228 57H226V56H228V54L229 53H232L231 55L232 56H235L236 57V59L234 58V60L233 61H235L234 63L233 62H231V61H229V60H227V62L229 63L228 64V68L226 69V70H228L229 69V72H227L226 74L228 75L229 74V83L232 85V86H234V87H236V86H238L239 85V79L240 78H242V79H245L246 80V82L248 83V85H247V87H248V89H249V92L247 93V90H246V93H244V92H238L239 94H242V95H239L238 93L236 94V96H237V98H236V96L235 95H233L234 97H230V98H232V100L234 99V100H236V101H233L234 102V104H233V102L231 103L230 101H231V99L229 98V97H227V99L229 98L230 99V101H228L229 103H226L227 104V106H228V104L230 105V106H228V107H226V105H225V107L226 108H223V109H221V111L224 113V115H219L218 116V118H220L221 117V119H222V121H223V127H222V129H220V130H222V131H224V127H226V133H228L229 135H226V137L227 136H229L230 137V135H231V133H233V131L235 130L236 132H237V136H240L241 134H238L239 133V131H241V130H244V129H251V131L253 130V129H255V130H261V129H264V37H262V36H264V0H148V2H146V4H145V6L143 7V9L144 10H142V7H140ZM158 9H159V11H158ZM45 10H46V12H45ZM160 10L162 11V12H160ZM158 12V13H157ZM170 12H172L173 14H171ZM47 14V16L45 17V19L46 18H50L49 17V15ZM170 14V15H169ZM168 15L169 16H171V15H173V16H171V17H173L174 18V22H173V24H168L167 23V21H168ZM42 19H44L43 17H41ZM29 19V20H28ZM38 18H36V17H30V16H17V17H15V18H11V19H4L2 16H1V14H0V30H7V29H9L8 31H10V29H11V27H12V29H11V31L13 32V30H15L14 29V27L16 28V29H18V28H20V27H22V26H24V24L25 23H27V22H29L28 24L29 25H35L36 26V23H39V21H41V20H37ZM47 19V20H48ZM95 19V18H94ZM98 19V18H97ZM31 20V21H30ZM46 20V21H47ZM77 20V19H76ZM102 20V19H101ZM103 22V21H102ZM102 22H101V24H102ZM68 23H70V22H68ZM74 23V22H73ZM105 22L103 23L104 25L106 24ZM12 24L14 25V26H12ZM41 24V23H40ZM111 24V25H110ZM116 24V23H115ZM114 24V25H115ZM10 25H11V27H10ZM68 25H70V24H68ZM34 26V27H35ZM38 26H39V24H38ZM67 26V25H66ZM74 26V25H73ZM96 26V25H95ZM97 26H96V28H97ZM103 26V25H102ZM189 26V27H188ZM9 27V28H8ZM32 27V26H31ZM30 27V28H31ZM72 27V26H71ZM70 27V28H71ZM118 27V26H117ZM25 28V27H24ZM64 28V29H63ZM96 28H93V30H95L96 31ZM56 29H58V34L56 35V32H57V30ZM67 29V30H66ZM75 29H77V30H75V31H78V30H81V32H83V30L85 29H79V28H75ZM87 29V28H86ZM17 31V30H16ZM86 31V32H87ZM94 31V32H95ZM190 31H192V36H189V34H190ZM79 32V31H78ZM77 32V33H78ZM86 32L84 31L83 32V34H86ZM87 32V33H88ZM4 33H7V32H5L4 31ZM88 33V34H89ZM99 33V34H98ZM0 34H2V33H0ZM65 34H62V35H64V36H62V37H66V35ZM76 34V33H75ZM82 33H79V35H81ZM78 34H76V36H77ZM200 35H204V40H202V42H204V45L202 44V42H198V41H196V39L200 36ZM10 36H12V35H10ZM14 36V35H13ZM67 36V37H68ZM164 36V37H165ZM229 36H234V37H230L231 39L229 40ZM235 36H237L238 38H236ZM24 37V38H23ZM21 36L20 35V38L21 39H25L26 37H28V36ZM41 37V36H40ZM48 37H49V39H48ZM60 37V38H59ZM168 37H169V35H168ZM19 38V37H18ZM28 38H30V37H28ZM35 38H39V37H35ZM55 38V39H54ZM228 38V39H227ZM10 39V38H9ZM8 39V40H9ZM13 39V38H12ZM39 39H41V38H39ZM70 39H72V38H70ZM253 39H257L258 40V43L259 44H255L254 43V45H255V47L253 46V43H252V41H253ZM260 39V40H259ZM186 40V41H185ZM198 40V39H197ZM252 40V41H251ZM26 41H28V39H26ZM32 41H34V39H32ZM31 40H30V42L31 43H33ZM56 41V42H57ZM175 41H177V40H175ZM182 41V42H181ZM249 41L251 42V44L249 43ZM260 41H261V43H260ZM5 42V41H4ZM16 42H18V39L16 40ZM15 42V43H16ZM25 42V41H24ZM35 43H36V41H34ZM179 42H177V43H179ZM205 42H206V44H205ZM29 43V42H28ZM151 43V44H152ZM196 43H198V44H196ZM212 43H215L214 45L212 44ZM17 44V43H16ZM22 44H23V42H22ZM22 44H20V45H22ZM27 44V43H26ZM248 44L249 45H252L251 47H248ZM29 45H31V44H29ZM34 46H35V44H33ZM56 46H58V45H56ZM256 46H258V47H256ZM0 47H1V44H0ZM18 47H19V42H18ZM49 47H52V46H49ZM2 48V47H1ZM9 48H10V50H9ZM14 48H16V45H15V47ZM180 48V47H179ZM178 48V49H179ZM195 48V47H194ZM239 49L240 50V52L239 53H234L236 50H234V52H231V50H233V49ZM20 49V48H19ZM9 50V51H8ZM194 50H196V49H194ZM203 51V52H201V51ZM220 50H222V52L220 51ZM230 50V51H229ZM252 50L255 52H253V54H252ZM1 51V50H0ZM37 51V50H36ZM175 51V50H174ZM198 51V50H197ZM236 51V52H237ZM251 51V52H250ZM8 52V53H7ZM12 52L11 53H9V54H12ZM225 52H226V54H225ZM248 52H250L249 54L251 55V56H249V57H247L249 60H247L246 59V57H245V55L246 54H248ZM90 53H93V54H90ZM167 53V55H164V54H166ZM168 53H169V51H163V52H161V53H157V55L156 56H153L152 57V59H153V61H147L148 63H153L154 61H159V63H165V62H167V58H168ZM224 54V56L223 57H221V55H223ZM27 55H28V53H27ZM34 55H36V54H34ZM88 55V56H87ZM169 55H171V52H170V54ZM230 55V54H229ZM1 56V55H0ZM14 56V55H13ZM45 56H49L52 60H53V62L51 63V68H54V69H56L57 71H60V72H64V74H66V75H64L63 77H61V78H56V79H54L52 76L50 77V80L52 81V83H54L53 85H55V83H56V86H50V85H52V84H47L46 83V81H44L43 79H42V76L45 74V68H46V66H47V61H46V63H45V60H43V58L45 57ZM232 56H230L231 57V59H233L232 58ZM6 57V56H5ZM198 58H196V59H193L194 61H192L191 60V58H190V56L187 58V60H191L193 63L196 61L197 63H200V64H202L204 61H206V60H202L203 58L202 57H200L199 58V56H197ZM138 58H140V55H138L137 57H135L134 59H132V60H136V59H138ZM244 59V61H243V59ZM50 59V60H51ZM91 59H95V60H97L98 62H100L99 64H96V66L94 67L95 68V70L94 71H88V70H86L85 72H84V75L82 74V73H77V72H74V74H71L70 73V71H68V70H70V69H73V68H78V67H84V66H86V65H88L89 63H90V61H91ZM140 59H142V58H140ZM246 59V60H245ZM26 60V59H25ZM34 60V59H33ZM131 60V61H132ZM207 60V61H208ZM252 60V61H251ZM44 61V62H43ZM161 61V62H160ZM165 61V62H164ZM191 61H189L191 64H192V62ZM214 61V62H213ZM224 61H226V60H224ZM224 61L222 60L221 62H223L224 63ZM250 64V65H248V63ZM34 62V61H33ZM43 64H42V63ZM188 61H186V65L188 66H190L191 64L189 63ZM195 62V63H196ZM220 61H219V63H221ZM226 62V63H227ZM45 63V64H44ZM189 63V64H188ZM206 63V62H205ZM208 63V62H207ZM226 63H224V64H222L223 66L226 64ZM231 63V64H230ZM247 65H246V64ZM185 64V63H184ZM200 64H198L199 66H200ZM209 64V63H208ZM207 64V65H208ZM233 64V65H232ZM165 66H167L168 64L166 63V64H164ZM215 65H217V64H215ZM227 65V64H226ZM188 66V67H189ZM197 66V65H196ZM221 66V65H220ZM247 66V67H246ZM249 66H251V67H249ZM140 67V68H139ZM209 67H211V68H208V69H212L213 67L212 66H209ZM214 67H219V66H214ZM225 67V66H224ZM139 71H141V69L142 70H144L143 68V66L141 67V66H137L136 67ZM246 68H248V69H246ZM137 69H136V71H137ZM189 69V68H188ZM191 69V68H190ZM247 71H246V70ZM251 69V70H250ZM27 70V69H26ZM214 70H216V68L214 69ZM249 70H250V72H249ZM69 73H68V72ZM139 71H137V72H139ZM196 71V70H195ZM194 71V73H196V74H194L193 75V71H192V73L191 74H189L188 72H187V74L185 73V76L187 77L186 79H185V76L184 75H178V76H176L174 79L173 78H171V76L170 77H168V76H166V77H164V75L163 76H161V78L160 77H156V78H159V79H161L160 81H161V83L158 85V86H160L162 89H166V90H170L171 89V81L172 82H185V81H187V79L189 80V82L191 81V80H193V82L195 83V81L194 80H196V78H198V77H200V78H198V80H196L197 82L199 81L200 82V80H201V78L204 80V78H203V76L202 75H200L201 73V70H200V72L198 71V69H197V71L195 72ZM212 71H213V69H212ZM246 73H245V72ZM136 72V73H137ZM197 72H199V73H197ZM204 72V71H203ZM207 73L208 74H210V71L208 70L207 71ZM22 74V73H21ZM189 74V75H188ZM199 74V75H198ZM204 74V73H203ZM83 75V76H82ZM196 75H198V77L196 76ZM204 75H207V74H204ZM140 76V75H139ZM192 76H195V77H192ZM154 77V78H155ZM162 77H164V78H162ZM208 77V76H207ZM93 78H97L98 79V81H97V83H92V82H88L89 80L91 81V80H94ZM169 78H171V79H173V80H169ZM190 78V79H189ZM200 79V80H199ZM203 80H201V81H203ZM154 81V82H153ZM159 81V82H160ZM169 82V84L168 85H166V82ZM165 82V83H164ZM175 82V83H176ZM189 82H186V83H189ZM192 81L189 83L190 85H192L191 83H193ZM196 82V83H197ZM199 82H198V84H199ZM51 83V82H50ZM203 83V82H202ZM212 83V82H211ZM220 83V82H219ZM45 84H47V87H49L51 90H49V89H47V87H46V89L47 90H49L48 92H46V93H44L43 91H41V89H42V87H43V85H45ZM58 84V85H57ZM124 84V85H125ZM173 84V83H172ZM198 84H196V85H198ZM207 84H209L208 82H207ZM207 84L206 85H204V84H202V86L201 87H199V86H197V87H199V89H195V85H194V90H196L195 92H197L198 90L199 91H201L200 92V94L201 95H203V94H205V95H203V97L204 96H206L205 98H207L208 96H210L212 93H210V87L211 86H213V83L212 84H210L209 85V87L207 86ZM221 84V83H220ZM49 85V86H48ZM156 85V87H158ZM166 85V86H165ZM170 85V86H169ZM40 86H42V87H40ZM168 86L170 87V89L168 88ZM173 86V85H172ZM204 86L206 87V88H204ZM54 87V88H53ZM56 87V88H55ZM58 87V88H57ZM126 87V86H125ZM41 88V89H40ZM160 88V89H161ZM173 88V87H172ZM200 88H201V90H200ZM7 89H9V92H8V90ZM40 89V90H39ZM151 89V90H150ZM153 89V90H152ZM204 89H206L207 90V92L205 91V92H203V90ZM7 90V93L5 92ZM37 90H39V91H41L42 92V94H38V96H36L35 95V93H36V91ZM45 90V89H44ZM155 90H156V88H155ZM116 91V90H115ZM141 91V90H140ZM171 91V90H170ZM169 91V92H170ZM40 92V93H41ZM117 92V91H116ZM119 92V91H118ZM128 92H129V94H128ZM134 92V91H133ZM132 92V93H133ZM139 92V91H138ZM159 92V91H158ZM171 92H173V91H171ZM212 92V91H211ZM37 93H39V92H37ZM232 93V92H231ZM230 93V94H231ZM134 94V93H133ZM141 94H142V92H141ZM230 94H228V96L230 95ZM234 94V93H233ZM34 95H35V97H34ZM119 95V96H118ZM130 95H132V94H130ZM172 95V94H171ZM181 95V94H180ZM208 95V96H207ZM183 96V95H182ZM213 95H211L210 97H212ZM221 95H219L218 97H217V95L215 96V99L217 100H219V98H221L220 97ZM226 96V95H225ZM231 96V95H230ZM31 97H33L34 99V101H31L32 100V98ZM136 97V96H135ZM186 97H188L187 95H186ZM217 97V98H216ZM223 97L224 96H222V98L220 99V101L223 99ZM114 98H115V100H116V102L118 103V105L115 103V101H114ZM164 98H165V96H164ZM164 98L163 97H161V99L159 100V99H157V100H159V101H169L170 103H168L166 106H168V108H170V109H173V107H174V110H173V113H175V114H171L172 112H170V114H171V118H173L174 119V121H173V124L171 123V118L169 119V118H167L166 116V114L165 113H167V111L165 112V110H167L168 108L167 107H165L166 109L164 110V108L162 107L161 109H163V110H160V112L159 113H162V114H165L166 116H164V115H162V114H159V115H162V116H164L162 119H161V117L162 116H160V121L158 120V122H154V124L155 125H157V126H154V124L152 125V126H154L153 128H152V126H150L151 127V129H147V131H146V128H144V129H139L140 131L141 130H143L145 133H143L142 131V133H141V136L142 137H144V136H147L148 135V139H149V135H151V134H156V137H157V135H158V137L160 136V133H161V135L165 132H167V130H168V126L169 127H172L171 125H173V127L172 128H175L176 127V124L180 121V120H182V119H184V120H186L185 119V117L187 118V120L188 121H190L189 119H190V116L191 115H188V116H186L187 115V113H190L187 109H186V107L185 106H183V105H185L186 103H189L188 101H193L192 103H190L191 105H190V107H189V109L191 110V111H193V110H197L196 108H194L195 107V104H193V103H195L194 101H196V99L194 100L193 98H190V97H188V99H186V98H184V96L183 97H181L180 96V99L178 98V100L180 101L181 100V98H183L182 100H184V101H178L177 99H173L174 101H175V103H174V101L173 102H171L172 100H170V99H168V97L164 100ZM169 98H171V96L169 97ZM226 97H224V99H225ZM31 99V100H30ZM73 99V98H72ZM121 99V98H120ZM140 99V100H141ZM193 99V100H192ZM209 99V98H208ZM212 99H214V97L212 98ZM214 99V101L212 102V103H214V102H217L216 100ZM227 99L225 100V101H227ZM228 99V100H229ZM74 100V99H73ZM79 100V99H78ZM52 101H51V103H52ZM75 101V102H76ZM81 101V100H80ZM120 101V100H119ZM162 101V102H163ZM180 104H177V102ZM71 102V101H70ZM83 103L82 101H81V104H83V106L82 107H85V105H87L86 103ZM184 102V103H183ZM68 103V102H67ZM208 103V102H207ZM207 103H205V104H207ZM221 103H224V101L223 102H221ZM74 104H76V103H74ZM92 104H94V103H92ZM120 104V105H119ZM171 104H175V105H171ZM181 104H183L182 106H181ZM56 105V104H55ZM55 105H53L54 107H55ZM65 105V104H64ZM68 105V104H67ZM80 105H78L77 107H81ZM96 105H97V107H96ZM98 105H100V107H102V108H99V106ZM193 105V106H192ZM222 105H224V104H222ZM59 105H57L56 107H58ZM124 106V105H123ZM172 106V107H171ZM178 106L180 107V109H181V107H184L183 109H181V111H187V113L186 112H178L179 114H177L176 115V113L177 112H174L175 110L177 111H179L180 109L178 108ZM189 106V105H188ZM187 106V107H188ZM208 106H210V105H208ZM212 106V105H211ZM233 107V109H232V107ZM53 107V108H54ZM60 108L59 109H62L63 107H61V106H59ZM76 107V106H75ZM74 107V108H75ZM76 107V108H77ZM191 107H193V109L191 108ZM205 107V106H204ZM215 107V106H214ZM220 107V106H219ZM222 107V106H221ZM71 108V110L73 111L74 109H73V107H69V109ZM123 108V107H122ZM120 109V110H124V109ZM69 109H67V110H69ZM81 109V108H80ZM92 109V110H91ZM135 110L136 108H131L130 110L132 111V110ZM185 109V110H184ZM205 109V108H204ZM209 109V108H208ZM219 109V108H218ZM50 110V109H49ZM110 110V109H109ZM126 110V109H125ZM42 111V110H41ZM40 111V112H41ZM44 111H46L47 112V110H44L43 109V112ZM61 111V110H60ZM63 111V110H62ZM66 111V110H65ZM79 111H82V109L81 110H79ZM101 111V112H102ZM200 111H202V110H200ZM208 111V113L209 112H212L211 110L209 111V110H207ZM207 111H206V114H207ZM39 112V111H38ZM85 115H86V113H85V111H82ZM138 112V111H137ZM136 111H132L131 113H133V114H135V113H137ZM195 112V111H194ZM217 113H218V111H216ZM37 115H36V114ZM45 113V112H44ZM51 113V112H50ZM60 113V112H59ZM71 113V112H70ZM106 113V112H105ZM185 113V114H184ZM196 113V112H195ZM203 113V112H202ZM35 114V115H34ZM43 114V113H42ZM47 114H49V112L47 113ZM63 113L61 112L60 113V115H62ZM65 114V113H64ZM93 114V113H92ZM181 114H182V116H184V117H182L181 116ZM197 115H196V117L197 116H199V114H198V110H197V113H196ZM211 114V113H210ZM213 114H215V113H213ZM220 114V113H219ZM40 115V114H39ZM44 115V114H43ZM58 116H59V114H57ZM67 115H69V114H67ZM66 114L65 115H63L64 117L66 116V117H68ZM136 115V114H135ZM158 115V114H157ZM158 115V116H159ZM200 115H201V113H200ZM215 115H217V114H215ZM214 115V116H215ZM49 116H50V114H49ZM77 116V115H76ZM132 116V115H131ZM130 116V117H131ZM175 116H177V117H179V118H177V117H175ZM202 116V115H201ZM200 116V117H201ZM203 116H205V115H203ZM37 117H39V116H37ZM64 117H62V116H60V118L61 119H63L62 121L65 123V124H69V121H68V119L66 120ZM86 117V116H85ZM132 117H135L134 115L132 116ZM195 116L193 117L194 119L196 118ZM209 117V116H208ZM48 118H50V117H48ZM72 118V117H71ZM76 118V117H75ZM88 118V117H87ZM192 118V119H193ZM198 118V117H197ZM196 118V119H197ZM217 118V117H216ZM218 118H217V120H218ZM73 119V118H72ZM166 119H168L167 120V122L165 121ZM177 119H178V121H177ZM212 119H214L213 117H212ZM211 119V120H212ZM224 119V120H223ZM47 120H49V119H47V118H44V124L46 125V123H48L47 122ZM65 120V121H64ZM80 120V119H79ZM84 120V119H83ZM87 120V119H86ZM98 119H96V121H97ZM184 120H182V121H180V122H182L181 124L179 123V125H180V127H182L181 125L182 124H185L184 123ZM198 120V119H197ZM220 120V119H219ZM225 120H226V122H225ZM40 121V120H39ZM46 121V122H45ZM68 121V122H67ZM70 121H72V120H70ZM88 121V120H87ZM92 121V120H91ZM156 121V120H155ZM175 121H176V124H175ZM194 121V120H193ZM196 121V120H195ZM214 121V120H213ZM78 122V121H77ZM161 122H162V125L164 126H161V125H159V123L161 124ZM168 122H170L171 123V125L168 123ZM186 122V121H185ZM164 123H165V125H164ZM166 123H168V125L166 124ZM186 123H188V122H186ZM190 123V122H189ZM224 123L225 124H227V125H225L224 126ZM57 124V123H56ZM59 124V123H58ZM61 124H62V122H61ZM60 124V125H61ZM152 124V123H151ZM220 124H222V123H220ZM63 125V124H62ZM87 125V124H86ZM90 125V124H89ZM89 125H87V128H88V126ZM121 125V124H120ZM167 125V126H166ZM178 125V124H177ZM178 125V126H179ZM218 125V124H217ZM57 126V125H56ZM59 126V125H58ZM65 126V125H64ZM63 126V130L61 129V128H59V129H61L60 130V132H62V134H67V132H69V131H67V130H69L70 129V126L68 127V125H66L65 127ZM80 126V125H79ZM97 126V125H96ZM119 126V125H118ZM216 126V125H215ZM86 127V126H85ZM85 127H83V128H85ZM117 127V126H116ZM121 127V126H120ZM157 127V128H156ZM37 128V127H36ZM54 128V127H53ZM69 128V129H68ZM87 128H85V129H87ZM117 128H119V127H117ZM123 128H125V126L123 127ZM122 127H121V129H123ZM164 128H166V129H164ZM212 128V127H211ZM32 129V130H31ZM56 129V128H55ZM67 129V130H66ZM89 129V128H88ZM113 129H116V128H114L113 127ZM120 129V128H119ZM170 129V128H169ZM176 130H178V127L177 128H175ZM215 129L217 130V128L215 127ZM227 129H231L232 131H231V133H229L228 131H227ZM234 129V130H233ZM58 130V129H57ZM70 130H72V128L70 129ZM126 130V129H125ZM181 130V129H180ZM194 130H196V129H194ZM257 130V134L255 133V131L253 130L251 133H250V137L249 138H251V136H253L254 135V133H255V135L258 137V132L260 131H258ZM80 131V130H79ZM122 131V130H121ZM123 131H124V129H123ZM171 131H173V130H171ZM171 131H168V134L169 135H175V133H177L178 131H173L174 133L173 134H170V132ZM184 131V130H183ZM60 132H58V133H60ZM72 132V131H71ZM90 132V131H89ZM182 132V131H181ZM214 132H216V131H214ZM220 132V131H219ZM244 132V131H243ZM245 132H247L246 130H245ZM245 132L243 133V136L245 137L246 135H248V133L247 134H245ZM254 132V133H253ZM261 132H263L262 130H261ZM55 133H57L56 132V130H55ZM77 133V132H76ZM137 133V132H136ZM165 133H164V135H165ZM31 134H33V133H31ZM61 134V133H60ZM236 134V133H235ZM253 134V135H252ZM261 134H263V133H261ZM261 134H259V135H261ZM16 136V137H18V141H15V140H13V138H12V136ZM47 135V134H46ZM70 135H72V134H70ZM69 135V136H70ZM106 135V134H105ZM104 135V136H105ZM164 135H163V138L162 139H164V140H162L161 139V141H162V143H163V141H164V143H165V138H164ZM166 135H167V133H166ZM165 135V136H166ZM177 135V134H176ZM189 135V134H188ZM29 136V135H28ZM54 136V135H53ZM64 136V135H63ZM63 136H61V139H63L64 137ZM103 136V137H104ZM192 136H193V134H192ZM233 136V135H232ZM241 137V138H243L244 139V137ZM263 136V135H262ZM39 137V136H38ZM63 137V138H62ZM65 137H67V135H65ZM151 137H152V135H151ZM160 137H159V139H160ZM173 137V136H172ZM175 137V136H174ZM172 138V142L174 143V141H175V143H176V141L177 140H174L173 141V139H175V138ZM178 137V136H177ZM188 137V136H187ZM55 138L57 139L58 138V136H55ZM234 137H232V139H233ZM236 138V137H235ZM248 138V139H249ZM254 138V137H253ZM256 138V137H255ZM254 138V139H255ZM262 138H264V136L262 137ZM262 138H261V140H262ZM52 139V138H51ZM50 139V140H51ZM101 139V138H100ZM122 139V138H121ZM158 138H156V140H159ZM166 139H169V138H166ZM227 139V138H226ZM232 139H230V140H232ZM240 139V138H239ZM237 140V142L236 141H234V139L232 140V141H234V143H232V141H230L231 142V145H230V143H229V145L228 146H232V144H233V146H234V144H236V143H238V141H240V140ZM243 139H241V140H243ZM245 139H246V141L248 140L246 137H245ZM245 139H244V142H245ZM258 139V138H257ZM71 140V139H70ZM197 140V139H196ZM201 140V139H200ZM260 140V139H259ZM38 141V140H37ZM55 141V143H58V144H55V147L54 148H56L57 146L58 147H60V146H62L58 141L56 142V140H54ZM53 141V142H54ZM90 141V140H89ZM127 141V140H126ZM133 141H135V140H133ZM160 141V140H159ZM159 141H157V143L159 142ZM168 141H171V140H167V142ZM188 141H190V140H188ZM192 141V140H191ZM202 141V140H201ZM212 141V140H211ZM210 141V144L213 142H211ZM251 141V140H250ZM253 141H256V140H253ZM252 141V143H254ZM70 142V141H69ZM78 142V141H77ZM172 142H170V143H172ZM184 142H185V140H184ZM206 142V141H205ZM224 142V141H223ZM242 142V141H241ZM248 142V141H247ZM259 142H261V141H259ZM25 143V144H24ZM72 143V142H71ZM96 143V144H95ZM98 142H94L93 143V146H97L98 144H100V143H98ZM162 143L161 142H159L158 144H157V150H163L164 149V146H166V144L167 143H165V145H164V143H163V145H162ZM195 142H194V140H193V144H194ZM207 143V142H206ZM221 143V142H220ZM243 143V142H242ZM242 143H240V145L241 146H243V145H245V144H243L242 145ZM246 143V142H245ZM252 143H251V145H252ZM256 143H257V145H259L260 146V143H258V141L257 142H255V145H256ZM22 144H24V145H22ZM48 144H51V142L50 143H46V144H44V143H42V144H40L39 145V147L40 148H45L46 149V146L48 145ZM54 144L52 143V146H54ZM59 144H60V146H59ZM64 144V143H63ZM68 144V143H67ZM134 144V143H133ZM169 144V143H168ZM167 144V145H168ZM190 144V143H189ZM197 144V143H196ZM213 144V143H212ZM226 144H228L227 142H226ZM22 145V146H21ZM34 144H32L31 143V145H30V147L32 146V147H35V146H33ZM119 145V144H118ZM120 145H122V143H120ZM129 145V144H128ZM140 146H141V148H142V146H144V144L143 145H141V144H139ZM162 145V146H161ZM207 145V144H206ZM215 145H217V143L215 144ZM219 145V144H218ZM218 145H217V148H218ZM256 145V147H258ZM29 146V145H28ZM27 146V147H28ZM86 146V145H85ZM89 146V145H88ZM87 146V147H88ZM92 146V147H93ZM99 147H101V148H104V149H111L112 150V146H110V145H105V144H102L101 146L100 145H98ZM105 146V147H104ZM190 146V145H189ZM200 146V145H199ZM223 146V145H222ZM237 146V144L234 146V147H231V148H233V152H234V149L236 150V148H238V146H239V144H238V146ZM254 146V145H253ZM263 146L264 145H262V148H263ZM29 147V148H30ZM48 147H50V145H48ZM94 147V148H95ZM113 147H115V146H113ZM121 147V146H120ZM120 147H119V151H120ZM137 147V146H136ZM163 147V148H162ZM220 147V146H219ZM246 147H247V144H246ZM245 147V148H246ZM249 147V146H248ZM255 147V148H256ZM68 148V147H67ZM94 148H93V150H94ZM101 148H99V149H101ZM144 148V147H143ZM242 148V147H241ZM241 148L239 147V149H240V151L239 150H236L237 152L239 151V152H243V150H241ZM251 148V147H250ZM255 148H251V149H255ZM25 149H26V147H25ZM88 149V148H87ZM103 149V150H104ZM118 149V148H117ZM242 149H244V148H242ZM259 149V148H258ZM264 149V148H263ZM56 150V151H55ZM103 150H101V151H103ZM108 150H104L103 152H107ZM110 150V152L112 153V151ZM116 150V149H115ZM114 149H113V151H115ZM248 150V149H247ZM71 151H73V150H71ZM101 151L99 152L100 154H101ZM116 151H118V150H116ZM115 151V152H116ZM141 151V150H140ZM232 151V150H231ZM230 151V152H231ZM244 151H246L245 149H244ZM262 151V150H261ZM34 152V151H33ZM134 152V151H133ZM143 152L145 153V151L143 150ZM159 152V151H158ZM220 152V151H219ZM237 152H234L235 154L237 153ZM238 152V153H239ZM52 153V152H51ZM123 153H125V152H123ZM227 153V152H226ZM237 153V154H238ZM249 153H251V152H249ZM94 154V153H93ZM92 154V155H93ZM110 153H109V151H108V153H104L103 155L104 156H106V160L107 159H109V156L111 155H109ZM119 155V153H117L116 152V155ZM157 152L154 154L155 155V157H157ZM225 154V153H224ZM252 154V153H251ZM254 154V153H253ZM261 154V153H260ZM259 154V155H260ZM96 155V154H95ZM99 155V154H98ZM109 155V156H108ZM116 155H115V157H116ZM124 156V154H121V156ZM134 155V154H133ZM188 155V154H187ZM222 155V154H221ZM239 155V157L240 156H243V157H240V158H244V154L243 155H241L240 153L238 154ZM237 155V156H238ZM246 155V154H245ZM256 155V154H255ZM258 154H257V156H259ZM35 156V155H34ZM45 156V157H44ZM61 156V157H60ZM67 156L69 157L67 160H66V158H67ZM83 156V155H82ZM99 156H101V155H99ZM99 156H97V157H94V156H91L92 157V159H93V157L94 158H99V162H101L102 160H103V156L102 157H99ZM167 156V155H166ZM223 156V155H222ZM225 156V158L227 157L226 155H224ZM224 156L223 157H221V158H224ZM230 156V158H228V160L230 161L229 163H231L232 164V161H236V159H238V158H236L235 159V156L233 157V159L234 160H230L231 158H232V156H231V153H228V157ZM236 156V157H237ZM108 157V158H107ZM125 157V156H124ZM124 157H122V158H124ZM128 157H130V156H128ZM133 157H135V158H137V156L135 155V156H133ZM154 157V156H153ZM182 157H183V155H182ZM185 157V156H184ZM183 157V158H184ZM187 157V156H186ZM190 157V156H189ZM189 157L188 158H186V159H189ZM246 157L248 158L249 157V154L248 155H246ZM245 157V158H246ZM254 157V156H253ZM252 157V158H253ZM256 157V156H255ZM260 157V156H259ZM262 157V156H261ZM43 158V159H42ZM52 158V159H51ZM59 158H61V159H63V160H59ZM81 158V157H80ZM90 158V157H89ZM88 158V159H89ZM119 158H121V157H118V158H116V159H119ZM121 158V159H122ZM145 158V157H144ZM161 158V157H160ZM200 158V157H199ZM240 158L238 159V161H236V163L237 162H239V160H240ZM244 158V159H245ZM250 158V157H249ZM251 158V159H252ZM258 158V157H257ZM86 159V158H85ZM91 159V160H92ZM97 159H94V160H92V162L91 163H94L92 166H96L98 169L100 168L99 167V165L100 164H98V162H97V164L98 165H96V160ZM105 159V158H104ZM115 159V158H114ZM115 159V160H116ZM121 159H119V160H121ZM132 159V158H131ZM139 159V158H138ZM150 159V158H149ZM153 159V158H152ZM186 159H183L182 161H184V160H186ZM193 159V158H192ZM227 159V158H226ZM243 159V163L244 162H246V164H247V161H249V160H251V159H246L247 161H245ZM261 159V158H260ZM263 159H264V157H263ZM262 159V160H263ZM90 160V161H91ZM106 160H104V161H106ZM132 160H134V159H132ZM141 160H143V159H141ZM147 160V159H146ZM155 159H153V161H154ZM162 160H163V158H162ZM197 160V159H196ZM254 160V159H253ZM35 161H36V164L38 165V163H40L38 166L36 165V164H33L34 166H35V168H34V171L35 172H37V174L36 173H34V171H31V173H30V170H32L31 168H29V165H27V162H29V163H35ZM37 161H39V162H37ZM68 161V162H67ZM94 161V162H93ZM101 162L102 164H101V167L102 166H104V164H105V162ZM109 162H111L112 161V163L113 164H115L114 162V160L111 158V160L109 159L108 160ZM108 161H107V163H108ZM122 161H123V159H122ZM261 161V160H260ZM64 162H67L66 164H64ZM80 162V161H79ZM88 162H89V160H88ZM117 162H119L118 160H117ZM121 162V161H120ZM135 163H136V161H134ZM141 162V161H140ZM165 162H166V160H165ZM188 162H189V160H188ZM241 162H242V160H241ZM251 162V161H250ZM250 162H248V165H249V163ZM112 163H110L111 165H113ZM128 163L129 164H131L130 166H132V163H130V162H124L123 164H125V165H128ZM134 163V164H135ZM144 163V162H143ZM160 163V162H159ZM159 163H158V166H159ZM167 163V162H166ZM190 163H191V160H190ZM207 163V162H206ZM228 163V164H229ZM81 164V163H80ZM90 164V163H89ZM121 164V163H120ZM119 164V165H120ZM138 164V163H137ZM157 164V163H156ZM239 164H242V163H240L239 162ZM245 164V163H244ZM26 165L28 166V168L30 169H27L28 171H27V174H24V173H26ZM62 165H64L65 166V168L66 169H62V168H64V167H62ZM72 165V164H71ZM109 165V164H108ZM107 165V166H108ZM118 165V166H119ZM141 165V164H140ZM145 165V164H144ZM169 165H171V164H169ZM206 165V164H205ZM234 165V164H233ZM233 165H228V167H227V169L229 168V166H231V167H233ZM236 165V164H235ZM234 165V166H235ZM247 165V168L248 167H250V165L248 166ZM251 165H255V164H253V161H252V163H251ZM56 166V167H57ZM105 166H106V164H105ZM115 166V165H114ZM114 166H113V168H114ZM121 167L120 168H122L123 167V165H120ZM129 166V167H130ZM134 166V165H133ZM155 166V165H154ZM157 166V165H156ZM166 166V165H165ZM172 166V165H171ZM237 166V165H236ZM262 166V165H261ZM32 167V166H31ZM109 167V166H108ZM107 167V168H108ZM112 167V166H111ZM117 167V166H116ZM125 167V166H124ZM127 167V166H126ZM126 167H125V169H126ZM160 167V166H159ZM192 167V166H191ZM96 168V170H98ZM110 168V167H109ZM108 168V169H109ZM118 168V167H117ZM119 168V170H121ZM128 168V167H127ZM133 168V167H132ZM132 168H131V170H132ZM134 168H135V166H134ZM142 168H143V166H142ZM158 168V167H157ZM169 168V167H168ZM246 168V169H247ZM56 169H58V171H56ZM59 169H62V170H60L59 171ZM69 169H71V168H69ZM90 169V168H89ZM94 169V168H93ZM102 169H103V167H102ZM105 170H106V168H104ZM103 169V170H104ZM203 169H204V167H203ZM203 169H201V170H203ZM230 169V168H229ZM91 170V169H90ZM89 170V171H90ZM101 170V168L99 169V171ZM104 170V171H105ZM110 170V169H109ZM143 170V169H142ZM161 170V169H160ZM166 170V169H165ZM168 170V169H167ZM248 171H246V174L245 175H243V176H239V177H237V178H235V176H234V178H233V181L232 182H234V184L237 186V187H235V185H232V186H234L235 187V189L236 188H238L239 186V188H238V190L241 192V187L243 186H245L246 185V182H248V181H250L251 180V182L252 183H254L255 184V186H253V187H251L250 188V191L249 190H247V191H245V193H244V191L243 192H241V193H244V195L243 196H241V195H239V196H237L236 194H237V190L235 191V189L233 190L232 188H234V187H230V188H228V189H226L225 191L223 190V189H218V190H215V192H210L209 191V193H211L210 195H205L204 196V198L200 201L201 202V204L199 203V205L198 204H196L195 205V203H194V201L192 200L191 202L192 203H194V204H192L191 202H190V200L188 201V200H181V199H179V198H173V200L172 201H170V202H164V200L162 201V202H160V204L158 205V206H154V207H151V209H148V210H146V211H143L142 210V212H145L146 213V219H147V221H149V222H151V223H153V224H155L156 226V228H157V224H160V226H161V223L162 222H164V220L166 221V218H168V216H176V217H178V218H180L182 221L184 220V222H185V219L188 221V222H190V220L191 219H193V220H191V222L192 221H194V219H196V218H194V216H193V218L191 217L192 215H193V213H192V215H191V212L193 211V209H198V210H196V213H198L199 212V210L203 207V204L205 205L204 207H207V208H202V209H204V210H206L205 211V216L206 217H198L199 219L201 218V219H203L204 220V218H207L208 220H209V218H214V217H220V216H223L224 215V213L225 214H227L228 212H230L231 210H233V209H235V208H237V209H241V207L243 208L244 206H245V204H243L244 206H241V207H236L237 206V204H238V206H240V204L242 205V203L241 202H243V203H246V200L247 199H250V197L248 196V195H253L252 197L253 198H255V197H257V198H259L258 196H256L257 195V193H258V195H260L261 194V192L260 191H262L263 193H264V172L263 173H260V170H259V172H257L258 170H256L255 171V169H253V168H249V169H247ZM254 170V171H253ZM50 171V172H49ZM92 171V170H91ZM90 171V172H91ZM113 171V170H112ZM111 171V172H112ZM145 171V170H144ZM155 171V170H154ZM159 171V170H158ZM158 171H156V172H158ZM174 171H177V170H174ZM46 172V173H45ZM62 172V173H61ZM98 172V171H97ZM101 172H103V171H101ZM110 172V171H109ZM114 172H115V170H114ZM116 172H117V170H116ZM127 171H125V173H126ZM133 172V171H132ZM145 172H147V171H145ZM169 172H171V171H169ZM207 172H208V170H207ZM207 172H205V170H204V175H205V173H207ZM234 172V171H233ZM255 172H257V173H255ZM78 173H81V172H78ZM107 173V172H106ZM117 173H120V172H117ZM151 173V172H150ZM149 173V174H150ZM161 172H159L158 174H160ZM173 173V172H172ZM201 173V172H200ZM260 173V174H259ZM31 174V175H30ZM82 174V173H81ZM88 174H89V172H87V179H88ZM92 174V173H91ZM97 174V173H96ZM99 174V173H98ZM97 174V175H98ZM102 174V173H101ZM116 174V173H115ZM127 174H128V172H127ZM137 174V173H136ZM167 174V173H166ZM175 174V173H174ZM208 174V173H207ZM236 174V173H235ZM259 174V175H258ZM33 175V176H32ZM94 175V174H93ZM107 175V174H106ZM113 175V174H112ZM119 175V174H118ZM121 175V174H120ZM126 175V174H125ZM129 175V174H128ZM141 175H144V173H141ZM162 175V174H161ZM165 175V174H164ZM229 175V174H228ZM258 175V176H257ZM76 176H79L78 174L76 175ZM81 176V175H80ZM85 176V175H84ZM90 176V175H89ZM96 176V175H95ZM94 176V177H95ZM103 176V175H102ZM101 176V178H103ZM115 176V175H114ZM127 176V175H126ZM132 176V175H131ZM147 178H149L150 177V175L148 176V175H145ZM152 176V178H154L155 177V175L153 176V175H151ZM158 176H160V175H157V177ZM169 175H167V177H168ZM202 176V175H201ZM233 176V175H232ZM261 176V177H260ZM36 178H38V176H35ZM35 177H33V178H35ZM75 176L73 175V178H74ZM99 177H100V174H99ZM118 177V176H117ZM136 177H137V175H136ZM156 177V178H157ZM170 177H172V176H170ZM200 177V176H199ZM198 177V178H199ZM205 177V176H204ZM203 177V178H204ZM72 178V177H71ZM80 178V177H79ZM90 178V177H89ZM96 178V177H95ZM106 178H107V176H106ZM132 178V177H131ZM142 178H144L143 176H142ZM147 178L146 179H141V180H147ZM159 178V177H158ZM160 178H162V177H160ZM166 178V177H165ZM197 178V179H198ZM41 179H43V178H41ZM65 179V178H64ZM83 179H84V177H83ZM138 179H140V177L138 176ZM164 179V178H163ZM168 179H169V177H168ZM173 179H175V178H173ZM10 180V181H9ZM21 180V179H20ZM67 180H69V179H67ZM76 180V179H75ZM91 180H92V178H91ZM97 180V179H96ZM110 180V179H109ZM154 180H156V181H159L160 179H155L154 178ZM204 180V179H203ZM206 180V179H205ZM209 180V179H208ZM232 180V179H231ZM70 181V180H69ZM88 181H90V180H88ZM131 181H134V180H131ZM152 181V180H151ZM163 182V180H160V182ZM201 181V180H200ZM48 182V181H47ZM49 182H51V181H49ZM71 182V181H70ZM70 182H67V183H70ZM87 182V181H86ZM99 182V181H98ZM141 182V181H140ZM146 182V181H145ZM148 182V181H147ZM149 182H150V179H149ZM17 183H19V181H17ZM55 183V182H54ZM53 183V184H54ZM72 183V182H71ZM74 183V182H73ZM78 183V182H77ZM90 183H91V181H90ZM133 183V182H132ZM135 183H138V182H135ZM163 183H165V182H163ZM202 183V182H201ZM58 184V183H57ZM57 184L54 186V187H56L57 186ZM81 184H82V182H81ZM84 184V183H83ZM140 184H142V183H140ZM144 184V183H143ZM152 184V183H151ZM233 184V183H232ZM38 185V184H37ZM60 185V184H59ZM69 185V184H68ZM67 185V186H68ZM71 185V184H70ZM134 186L136 185V184H133ZM149 185V184H148ZM1 186H3L2 188H1ZM34 186V185H33ZM65 186V185H64ZM63 186V187H64ZM74 186H76V185H74ZM137 186V185H136ZM138 186H140L139 185V183H138ZM153 187H154V189H155V187L157 188V186L158 185H156L155 184V186H154V184L152 185ZM160 186H161V184H160ZM261 186V189L259 188V187ZM17 187V186H16ZM36 187V186H35ZM39 187V186H38ZM43 187V186H42ZM47 187H48V184H47ZM51 187V186H50ZM54 187H52V188H54ZM213 187V186H212ZM214 187H216L215 185H214ZM257 188L258 187V189H255V188ZM263 187V188H262ZM9 188V187H8ZM7 188V189H8ZM58 188H59V186H58ZM67 188V187H66ZM79 188V187H78ZM140 188V190H141V187H139ZM146 188V187H145ZM147 188H151V186L150 187H148L147 186ZM170 188V187H169ZM19 189V188H18ZM39 189H40V187H39ZM49 189V188H48ZM67 189H69V187L67 188ZM74 189H76V188H74ZM131 188H129V190H130ZM230 189V190H229ZM233 191H232V190ZM248 189V188H247ZM260 189V190H259ZM263 189V190H262ZM16 190V189H15ZM31 190H33V189H31ZM45 190H46V188H45ZM62 190V189H61ZM132 190V194L133 193H135L134 191H133V189H131ZM135 190H136V187H135ZM143 190V189H142ZM223 190V191H222ZM251 190L253 191L254 190V192L251 194ZM256 190H257V192H256ZM3 191V192H2ZM12 191H14V189L12 190ZM24 191V190H23ZM34 191V190H33ZM51 192H50V194L52 193V191H54V190H50ZM67 191V190H66ZM73 191H75V190H73ZM88 191V190H87ZM107 191V190H106ZM137 191V190H136ZM152 191H154V190H152ZM203 191V190H202ZM235 191V192H234ZM6 192V191H5ZM56 192H61V191H57L56 190ZM140 192V191H139ZM240 192H239V194H240ZM246 192L248 193L249 192V194H246ZM260 192V193H259ZM20 193H21V191H20ZM23 193V192H22ZM31 193H32V191H31ZM48 193V192H47ZM53 193H55V191L53 192ZM68 193V192H67ZM124 193V192H123ZM142 193V192H141ZM145 193V192H144ZM11 194V193H10ZM28 193H26V195H27ZM34 194H35V192H34ZM43 194H44V192H43ZM46 194V193H45ZM44 194V195H45ZM50 194H48V195H50ZM70 194V193H69ZM71 194H73V193H71ZM128 194H130V193H128ZM206 194V193H205ZM15 196L14 197H16V194H14ZM21 195V194H20ZM31 195V194H30ZM52 195V194H51ZM67 195V194H66ZM86 195V194H85ZM134 195V194H133ZM142 195H143V193H142ZM246 195H247V197H249V198H247L246 197ZM0 196H2V195H0ZM5 196V195H4ZM17 196H18V193H17ZM32 196V195H31ZM31 196H28V197H31ZM243 197L244 198V196H245V199L243 200V198H242V200H241V197ZM263 195L261 194V197H262ZM10 197V196H9ZM21 197H24V196H22L21 195ZM53 197V196H52ZM51 197V198H52ZM252 197H251V199H252ZM260 197V200L262 199H264L263 197L261 198ZM3 199V198H2ZM9 199V198H8ZM133 199V198H132ZM241 200V202L239 201V200ZM48 200V199H47ZM129 200H130V198H129ZM259 200V199H258ZM4 201V200H3ZM8 201V200H7ZM20 201H22V200H20ZM135 201V200H134ZM236 201H237V204H236ZM245 201V202H244ZM248 201V200H247ZM18 202V201H17ZM25 202V201H24ZM43 202H45V200L43 201ZM204 202V203H203ZM239 202V203H238ZM259 202V201H258ZM10 203V202H9ZM26 204H27V202H25ZM127 203H129V202H127ZM203 203V204H202ZM261 203H263V202H261ZM260 203V204H261ZM2 204V203H1ZM8 204V203H7ZM20 204H22V203H20ZM46 204H47V202H46ZM133 204H134V202H133ZM259 204V203H258ZM258 204L256 205V207H258ZM259 204V205H260ZM264 204V203H263ZM263 204H261V205H263ZM5 205H6V203H5ZM13 205H14V202H13ZM19 205V204H18ZM24 205V204H23ZM66 205V204H65ZM136 205V204H135ZM202 206V207H199V206ZM260 205V206H261ZM1 206V205H0ZM9 206V205H8ZM12 206V205H11ZM14 206H17V205H14ZM127 206V204L125 205V207ZM137 206H139V205H137ZM195 208H194V207ZM259 206V207H260ZM3 207H5L4 205H3ZM19 207V206H18ZM43 207H44V205H43ZM50 207V206H49ZM134 207V206H133ZM256 207H254V208H256ZM9 208H11L10 206H9ZM13 208V207H12ZM11 208V209H12ZM15 209H16V207H14ZM262 208H264V207H262ZM262 208H260V210H262ZM8 209V208H7ZM22 209V208H21ZM26 209V208H25ZM30 209V208H29ZM34 209V208H33ZM212 211L211 213H212V216L213 217H209L208 215H211L210 214V210ZM237 209H235V211L237 210ZM250 209V208H249ZM252 209V208H251ZM250 209V210H251ZM2 210H3V208H2ZM18 210V209H17ZM23 210V209H22ZM27 210V209H26ZM25 210V211H26ZM109 210V209H108ZM123 210H124V208H123ZM126 210V209H125ZM133 210V209H132ZM134 210H137L136 209V207H135V209ZM133 210V211H134ZM203 210V211H204ZM209 211V213L208 214H206V212H208ZM230 210V211H229ZM243 210V209H242ZM264 210V209H263ZM13 211V210H12ZM15 211V210H14ZM113 211V210H112ZM191 211V212H190ZM198 211V212H197ZM201 211V210H200ZM228 211V212H227ZM259 211V210H258ZM1 212V211H0ZM190 212V213H189ZM194 213H195V210L193 211ZM222 212H224V213H222ZM232 213H234V211H231ZM230 212V213H231ZM249 212V211H248ZM252 212V211H251ZM254 212V211H253ZM256 212H257V208H256ZM24 213V212H23ZM125 213V212H124ZM222 213V214H221ZM1 214V213H0ZM106 214V213H105ZM109 214V213H108ZM229 214V213H228ZM228 214H227V216H228ZM257 214H259V213H257ZM263 214V213H262ZM3 217H1V218H4V214H1ZM10 215V214H9ZM190 215V216H189ZM197 215V214H196ZM195 215V216H196ZM204 215V214H203ZM229 215H231V214H229ZM137 216H138V210L135 212V216H132L131 218L134 220V221H137L138 219H137ZM167 216V217H166ZM225 216V215H224ZM223 216V217H224ZM244 216V215H243ZM260 216H262L261 214H260ZM11 217V216H10ZM171 217V218H172ZM188 217H191V218H188ZM247 217V216H246ZM256 215L255 216H253V220H252V222H250V221H248V222H250L248 225H245V227H242V228H240L239 230H238V228L237 229H235L234 230V228H232L231 229V225H229L230 227H227V225H225L226 224V221H223V220H221V221H216V223L217 222H219L220 224H219V226H218V231H213L214 229H212V228H210L213 232V234L212 235H210V234H208V235H210V236H208L210 239L209 240H206L207 242L205 243V244H202L201 243V245L199 246V244H198V240H199V242L202 240H200L199 238H198V236H200V238L201 237H203L202 236V234H198V232H199V228H197V229H194V228H196V224H199V222L201 223L203 220H199V222L198 223H196L195 221L192 223V225H190V223H188V226L189 227H191V228H189V229H191L192 231L189 233V234H187L188 232H189V229H186V228H188V227H184L183 228V225H179L177 228H179L180 229V227H181V231L180 232H182L181 233V235H182V237H179V239H174L175 237L172 235V234H170L169 233V236L165 239L166 241H165V244H164V241H163V245H165V247L167 246V248H169L168 250L170 251V249H171V247H176V248H178V250L176 249V252H174L173 254H171V256L167 259V262L165 261V264H264V217L262 216V217H259V215L256 217ZM7 218V217H6ZM13 218V217H12ZM127 218V217H126ZM232 218V217H231ZM248 218V217H247ZM19 219H21V217H19ZM109 219V218H108ZM220 219H221V217H220ZM228 219V218H227ZM240 219H243V218H240ZM250 219V216H249V218L247 219V220H249ZM6 219L4 218V222H2L1 221V219H0V221L2 222V223H6V221H5ZM21 220H23V219H21ZM26 220V219H25ZM140 220V219H139ZM210 220H212V219H210ZM229 220V219H228ZM244 220V219H243ZM12 221V220H11ZM24 221V220H23ZM178 221H180L179 219H178ZM234 221H237V220H235L234 219ZM15 222V221H14ZM130 222H131V220H130ZM146 221H144V223H145ZM148 222V223H149ZM181 222V221H180ZM203 222H205V223H207L206 221H203ZM210 222V221H209ZM208 222V223H209ZM230 222V221H229ZM229 222H227V223H229ZM245 222V221H244ZM1 223V224H2ZM7 223H8V221H7ZM13 223V222H12ZM125 223V222H124ZM147 223V224H148ZM186 224H187V222H185ZM196 223V224H195ZM205 223H204V225H205ZM215 223V224H216ZM238 223V222H237ZM0 224V225H1ZM14 224V223H13ZM12 224V225H13ZM20 224V223H19ZM152 224V226H154ZM195 224V225H194ZM213 224V223H212ZM234 224V223H233ZM242 224V223H241ZM5 225H7V224H5ZM4 225V226H5ZM134 225V224H133ZM200 225H202V224H200ZM236 225V224H235ZM151 226V225H150ZM151 226V227H152ZM159 225H158V227H160ZM187 226V225H186ZM195 226V227H194ZM206 226L207 225H205V226H203L202 227V229L204 228V230H206L207 231V229H206ZM209 226V225H208ZM208 226H207V228H208ZM244 226V225H243ZM3 227V226H2ZM149 227V226H148ZM150 227V228H151ZM194 227V228H193ZM201 227V226H200ZM211 227V226H210ZM215 227V226H214ZM155 228V229H156ZM174 228H176V227H174ZM173 228V230L175 231V229ZM182 228L183 229H186L187 230V232L185 231V232H183L182 231ZM194 229V231H193V229ZM228 228H230V230L228 229ZM4 229V228H3ZM154 229V228H153ZM158 229V228H157ZM225 229H228V231L226 232V230ZM195 230H198V231H195ZM200 231H201V229H200ZM192 232H194V234L192 233ZM203 232H205V231H203ZM203 232H201V233H203ZM208 232V231H207ZM2 233V232H1ZM198 234V236H196L197 234ZM210 233V232H209ZM185 234L186 235H188L189 237H187L186 236V238H184L185 237ZM121 237H120V236ZM118 236H119V238H127V236H130L128 233H123V235L122 234H119ZM195 235V236H194ZM244 236L245 237V241H243L242 239H241V236ZM159 236V235H158ZM170 236H171V238H170ZM173 236V237H172ZM205 236V238H206V235H204ZM131 237V236H130ZM142 237V236H141ZM197 237V238H196ZM10 238V237H9ZM146 238V237H145ZM155 238V237H154ZM197 239V241L195 240V239ZM1 239V238H0ZM6 239V238H5ZM144 239V235H143V238H142V240ZM146 239H148V238H146ZM146 239H144V243H146L145 242V240ZM164 239V238H163ZM162 239V240H163ZM188 239H189V241H191L192 239L193 240H195L197 243H195L194 241H193V247H192V244H188ZM191 239V240H190ZM87 237H83V236H80V235H73L72 236V239L70 240V242L68 243V247H69V249H70V251L72 252V254H83V255H88L89 254V252L92 250V249H94V250H96V247H92V244L91 245H89L88 246V244H87ZM122 240V239H121ZM127 240V239H126ZM179 240V241H178ZM180 240H184V242H185V240L187 241V243H186V245H185V243L184 244H182L183 242H181ZM205 240V239H204ZM120 241V240H119ZM123 241L124 240H122V246H123ZM126 242V241H125ZM128 242V241H127ZM133 242V241H132ZM143 242V241H142ZM141 242V243H142ZM162 242V241H161ZM192 242V241H191ZM202 242V241H201ZM111 243V242H110ZM121 243V242H120ZM134 243V242H133ZM139 243V242H138ZM137 243V245H139ZM140 243V244H141ZM14 244H15V242H14ZM13 244V245H14ZM22 244V243H21ZM90 244V243H89ZM125 244V243H124ZM135 244V243H134ZM195 244H196V247H194L195 246ZM198 244V245H197ZM17 246H18V244H16ZM15 245V246H16ZM20 245V244H19ZM23 245V244H22ZM21 245V246H22ZM107 245V244H106ZM121 245V244H120ZM119 245V246H120ZM136 245V244H135ZM134 245V246H135ZM143 245V244H142ZM163 245H161V248H162V246ZM182 245V246H181ZM10 246V245H9ZM114 246V245H113ZM118 246V245H117ZM121 246V247H122ZM124 246H127V245H124ZM186 246V247H185ZM189 246V248H188V250L186 249L187 247ZM199 246V247H198ZM7 247V246H6ZM30 247H31V245H30ZM28 245H23V249H21L19 246H18V248H20L19 250H16V251H13L10 255H9V257H7L6 258V255H8V254H5V257H4V259H5V261L4 262H0V264H27L28 262H29V260L31 259L30 258V256H28L27 254H29L30 255V248ZM107 247V246H106ZM108 247H109V249H110V247L111 246H109L108 245ZM136 247V246H135ZM142 247V246H141ZM164 247V246H163ZM175 247L174 248H172L173 250H175ZM192 247V248H191ZM160 248V249H161ZM68 249V250H69ZM115 249V248H114ZM119 249V248H118ZM121 249V248H120ZM138 249V248H137ZM148 249H150V247L148 248ZM147 249V250H148ZM190 249V250H189ZM32 250V252L34 251L33 249H31ZM112 250V249H111ZM122 250V249H121ZM6 251H8V250H6ZM10 251H12V249L10 250ZM30 251V252H29ZM9 252V251H8ZM116 252V251H115ZM138 252V251H137ZM195 252H198V253H196V254H199V252H200V254L201 255H198V256H196L195 255ZM5 253V252H4ZM3 253V254H4ZM109 254V253H108ZM113 254V253H112ZM117 255H118V253H117ZM91 256V255H90ZM142 256H144V255H142ZM147 256V255H146ZM158 256V255H157ZM160 256V255H159ZM115 257V256H114ZM114 257H113V259H114ZM119 257V256H118ZM121 257V256H120ZM131 258L133 257V256H130ZM156 256H154V258H152V256L151 257H147V258H142L141 257V259H140V257H138L139 258V260H136L135 258H133V259H135L134 261H130L129 262V260H131V258H129L128 259V261L126 260V258H124L126 261H127V263L126 264H164V262H162L164 259H162V258H159V257H156ZM111 258V257H110ZM137 258V259H138ZM3 259V260H4ZM100 259V258H99ZM104 259V258H103ZM112 259V262H114V261H118V259H120V258H118V259H116V260H113ZM124 260V261H125ZM125 261V262H126ZM112 262H110V264H112ZM42 264H44V263H42ZM101 264V263H100Z\"/></svg>","mask_w":264,"mask_h":264}]
</instances>
